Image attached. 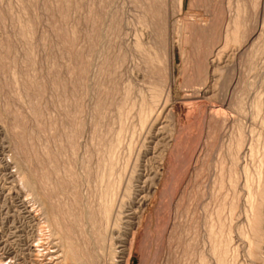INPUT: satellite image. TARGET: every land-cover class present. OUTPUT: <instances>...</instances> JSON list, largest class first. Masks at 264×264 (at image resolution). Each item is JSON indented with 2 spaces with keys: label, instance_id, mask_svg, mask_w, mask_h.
<instances>
[{
  "label": "rangeland",
  "instance_id": "obj_1",
  "mask_svg": "<svg viewBox=\"0 0 264 264\" xmlns=\"http://www.w3.org/2000/svg\"><path fill=\"white\" fill-rule=\"evenodd\" d=\"M21 1L20 0H0V22L2 23V24L0 23V55H1L0 58H2V59H0V112H1L0 115L2 114L0 116V264H36L34 262L35 256L40 255V254L41 255L46 254V257H44L42 259L43 264H55L57 261L52 262V260H50V259L52 257H59L62 254V251L64 249V240L62 239V237H61L62 234L60 232L70 233L67 235L70 236L72 242L74 241L73 242V244L75 246L74 248L76 249L77 254L80 256V259L84 264H87V263L88 264H97L98 262L100 264H104V263L105 264H178V263L181 264L180 261H182V264H188L190 261L192 262V264L194 263V261H195L194 264H197V263H199V261L203 255L205 257L207 255L208 264L209 263L210 264H214V263L216 264L215 261L209 259V258H211V259H214V258H212V255H209L210 254L209 249L211 251L212 243L209 241V243L211 244L210 245L207 242L208 240H210L207 236H209V228H210L209 225L211 226L213 224L215 229L216 230L218 229L216 227L219 226V223H217V221L219 220V216H221V218H223L224 221L226 219L225 223L228 224L227 226H232L234 224L232 226V227H234L233 228L234 231L237 227V230L235 232L233 231L234 233H232V235L234 236V237L233 236L232 237L235 239L234 240L235 242L232 241L234 246L231 244L232 248L230 251L231 252L230 253L231 259L235 255H237L238 253H236V252L239 251V254H238L239 256L237 255V256H235V258H233V260L235 259L234 263L235 264H237V263L238 264H248V263L249 264H264V260H263L264 259V247H262V250H261V248H258V246L255 244V242L256 243L258 242V240L256 238H254L253 239L254 241L252 242V241H249L246 237V234L249 235L252 232L251 231V227H252L251 225L252 224L249 223L250 218H248V217H250V216L252 217L254 213H251V211L248 209L249 208V203L247 202L248 190L247 189L245 190V187H244L245 177L243 174H241V176H240V173H243V171L241 170L240 167H242V166L244 167V165L246 166V163L247 164L249 163L247 165L248 168H250L252 166L250 168L252 174H254L253 171H255V169L257 167H262L264 170V160H263L264 159V154H263L264 153V142H263L264 141V136H263L264 127H262V126H264V119H262V117L264 118V114H263L264 113V51H263L264 50L263 49L264 48V46H263L264 45V39H263L264 38V36H263V32H264V15H263L264 14L263 13L264 4L263 3H264V0H261V1L258 0L257 1V5H259V7H257L256 2L254 3V1H256V0H249V1L248 0H238V5L236 4L237 3L236 0H233V1L232 0H215V1L214 0H183L182 8H180V10H179V8H177V7H179V5L177 4L178 5L177 6L176 2L173 0H168V1L167 0H163V1L161 0L162 5L164 7H162V5L160 6L158 4V3H160V0H157V2L155 0H147V1H145V0H142V1L141 0H137V1H135V0H110V1H106V0H59V1L58 0H34V1L29 0V2H28V0H25V1L23 0L22 2ZM56 1L58 4L56 3ZM64 1H65V4H64ZM132 1H133V3H131ZM23 2L27 3L28 5L23 3ZM68 2H70V3L68 4ZM136 2L139 4L137 5ZM243 2L245 3V5H243L244 4ZM22 3H23V5H22ZM60 3H62V6ZM156 3L159 5V6H157V7H159V10L161 7L164 10L163 11L161 9L160 10L161 14H159L158 16L156 15V13L153 14L150 11L151 10L150 7L155 5ZM240 3H241V6H243L246 9L241 7ZM246 3L247 4L249 3L252 6L249 5L247 7ZM169 4H170V6H169ZM26 5H27V7H26ZM31 5H33V6H31ZM255 5H256L257 10L254 8ZM18 6L22 10H20ZM167 6H169V9ZM237 6H239V7L237 8ZM33 8H35L34 11H33ZM230 8H232V9H230ZM234 8H236L235 9L236 12L239 9L240 13H237L238 15L235 14ZM23 9H26V10H23ZM148 9H149V11H148ZM250 9H252V10H250ZM253 9H254V12H252L253 15L251 16V11H253ZM59 10H60V12H62V14L59 12ZM176 10H178V11H176ZM247 10H249V11H247ZM9 11H12V13ZM30 11L33 13V15ZM57 11H58V14H57ZM143 11H145V12H143ZM167 11H169V12H167ZM179 11H180V14H179ZM25 12H27V14ZM139 12L144 13V14H141ZM146 12L147 13L149 12V13L147 14ZM9 13H11V14H9ZM246 13H248V14H246ZM19 14H20V16H19ZM22 14H23V18H24L23 20L24 21L20 20V17L22 16ZM34 14H36V15H34ZM66 14H67V16H66ZM242 14L243 15L246 14V17H244ZM3 15L8 16V18L4 17ZM63 15L66 17H64ZM146 15H147V17L145 18ZM148 15H150L151 17ZM160 15H162V16L160 17ZM25 16H26V18H25ZM27 16L29 17V19ZM239 16L243 20L241 23L243 26H241V29H240L241 30L240 31L241 32V39L238 42H233L232 40L229 41L230 40L229 38L233 33V29L235 28L234 27L235 23H233V22H235L236 17L238 18ZM18 17H19V19H18ZM62 17H64V18L62 19ZM152 17H153V20H152ZM233 17H235L234 20H233ZM144 18L147 19L146 21H149L148 25L150 27H148V25L143 27V25H144L143 23H145ZM231 18H232V20H230ZM241 18H240V21H241ZM21 19H22V17H21ZM26 19H27V21H25ZM154 19H156V20H154ZM17 20L19 22L18 26H17V23H18ZM141 21H143V22H141ZM168 21H170V22H168ZM246 21H247V23H246ZM20 22H22L21 23L22 25L28 23L27 25L23 26V27H25V26H28V27H25V28H22V26L20 27V25H21ZM24 22H26V23H24ZM30 22H33V24ZM29 23L31 26H29ZM114 25L119 27V28L116 27V29H117L116 33H113L116 30V29H114ZM140 25H142L143 30H140V28H141ZM166 25H168V26L166 27ZM231 25H232V27H231ZM92 26H93V28H92ZM15 27L16 28L18 27V29H16ZM30 27H32V28H30ZM160 27H163L164 30H163V28H160ZM168 27H169V29H168ZM244 27H245L246 32L244 31ZM19 28L22 30V32H23V29L25 30L28 28L27 30H29V33L28 32L27 33L29 35L31 34V36H28V34L25 33L27 30H25L23 32V34H25V35L19 33L20 32ZM158 28H160V29H158ZM227 28H229V29H227ZM30 29H33V31ZM62 29L64 31H62ZM147 29H150V31L148 30L149 31L148 34L146 33V32H148ZM231 30H232V32H231ZM30 31H31V33H30ZM118 31H119V33H118ZM135 31H136V33H135ZM168 31H169V33H168ZM228 31H229V33L225 34ZM62 32H66V33L63 34ZM151 32H152V34H151ZM230 32H231V34H230ZM72 33H73V35H72ZM90 33H92V34H90ZM142 33H144V34H142ZM157 33H159V34H157ZM76 34H78L79 36L77 35V37H76ZM137 34H140V35H137ZM162 35L163 36L165 35V36L162 37ZM168 35L170 37H168ZM228 35H229V37H228ZM249 35L250 36L252 35L251 40H249L250 39ZM23 36L31 37V38H28L30 42L28 41V39L22 40V39H24ZM59 36H61V37H59ZM72 36H74V37H72ZM116 36H117V38H115ZM137 36L141 37V41L143 42V44L146 43L147 45L146 44L145 45L147 47H149L150 45H153V43H154L155 48H156V52L158 53V55H160L161 60H164V62L162 61L161 63L154 64L153 66H152V64L149 65L150 63L147 62L148 60L146 59L147 56L143 53H139L138 50H135V46H134L135 44L134 43L132 44V42L137 39ZM148 36H150V37H148ZM225 36H227L228 38H226ZM258 36L260 38H258ZM262 36H263V38H262ZM32 37L34 38V40L32 39ZM66 37H68V40L65 39ZM91 37H93V38L91 39ZM248 37H249V39H247ZM72 38H74L75 40H73ZM86 38H87V40H86ZM118 38H119V40H118ZM62 39H64V40H62ZM244 39H245V42H243ZM8 40H9V42H8ZM224 40H226L228 43L229 42L230 43L228 44ZM70 41H71V43H73L72 46L70 44ZM84 41H86V42H84ZM208 41H210V42H208ZM255 41H257V43H255ZM25 42H27L26 45H25ZM239 42H240V45L237 46V44H239ZM246 42H248V45L250 43V46L252 48L250 46H248ZM66 43H68L69 45H67ZM91 43H95L97 47H95L94 44H91ZM166 43H167L168 48L166 46ZM168 43L170 46L168 45ZM261 43H263L262 46L260 45ZM61 44H62V46H61ZM63 44H65L66 46H64ZM130 44H132L133 46L131 47ZM209 44H211V46ZM227 44L229 45V47H227L228 46ZM254 44L256 45V47ZM8 45H10V47ZM207 45H209V46H207ZM253 45H254V48H253ZM28 46L30 48L33 46L34 47L30 49ZM206 46L209 48H207ZM223 46H225V47H223ZM60 47H62V48H60ZM258 47H260V48H258ZM68 48H69V50H68ZM73 48H74V50H73ZM77 48H79V49H77ZM224 48H225V50H223ZM28 49L31 50V52H32V50L34 51V52H32L33 55L30 54ZM75 49L77 52L75 51ZM88 49H89V51H88ZM246 49L250 50L247 52L248 54L246 53V51H247ZM252 49H254L253 50L254 52L252 51ZM261 49H262V51H261ZM3 50H5V51L3 52ZM71 50H73L74 52ZM78 50L79 51L84 50V51L79 52ZM159 50H160V52H159ZM6 51L9 52V54H7ZM61 51H63L64 53ZM66 51L71 53V55ZM207 51H209V52H207ZM85 52H86V54L88 53L87 54L88 56L85 54ZM92 52L94 55L92 54ZM94 52H96V53H94ZM166 52L167 53L170 52V53L167 54ZM206 52L208 53V55ZM26 53H27V55H26ZM66 53H68L69 55H67ZM81 53H83V55H80V56H82L83 58L82 57L80 58V56H79V54H81ZM122 53H124V54H122ZM212 53L214 56L212 55ZM257 53L259 54L258 57L256 56V55H258ZM28 54H29V56H28ZM64 54H66V55H64ZM128 54H129V57H128ZM139 54H142V55L140 56ZM215 54H217V55H215ZM110 55H111V57H110ZM33 56H34V58H33ZM69 56L70 57L74 56V57H72V62H71V58H69ZM113 57H115V59ZM141 57L144 59H142ZM208 57L210 59H208ZM77 58H79V59H77ZM87 58H88V60H87ZM91 58H92L93 63L91 61ZM107 58H108V60H107L108 62L105 61ZM110 58L112 59V61ZM116 58H117V60H116ZM26 59H28V60H26ZM81 59H83V62L84 61L85 62L82 63ZM253 59H255V60H253ZM78 60H80V61H78ZM73 61H75V62H73ZM90 61H91V64H90ZM202 61H203V63H202ZM79 62H81L82 64L80 65ZM115 62H117L118 65ZM213 62H215L216 64ZM3 63L5 64V66ZM62 63H63V65H62ZM113 63H115V64H113ZM145 63H146V65H145ZM162 63H163V66H162ZM212 63L214 66L212 65ZM18 64H19V66H18ZM70 64L71 65L75 64L73 66L76 69H74L73 66H71ZM106 64H108V65H106ZM168 64H169V66H168ZM170 64H171V66H170ZM207 64H209V65L207 66ZM10 65H11V67H10ZM30 65H33V67H30ZM79 65L81 66V69H80ZM82 65H84V66H82ZM113 65H114V67H113ZM116 65H117V67H116ZM158 65H160V67H158ZM2 66H4V68ZM61 66H63V67L61 68ZM130 66H131V68H130ZM256 66H258V67H256ZM6 67H7V69H6ZM26 67H27V69H26ZM55 67H56V69H55ZM108 67H109V70H108ZM110 67L113 69H110ZM115 67H116V70H115ZM251 67H253L254 69H252ZM13 68L15 70H13ZM17 68H18V70H17ZM28 68H30V70ZM31 68H34V69H31ZM59 68H60V70H59ZM84 68L88 69V70H85ZM151 68L152 69L154 68L153 71H151L152 70ZM155 68H156V70H155ZM11 69H12V71H14L13 74H12V71L9 72V70H11ZM81 70L82 71L85 70V71L81 72ZM90 70H92V71H90ZM168 70H169V72H168ZM251 70H252V72H250ZM254 70H255V72H254ZM34 71L36 72V74ZM77 71H79V72L77 73ZM15 72H17V74L19 76ZM32 72H34V73H32ZM59 72L63 75H60ZM89 72H90V74L87 75V73H89ZM91 72H92V74H91ZM26 73L32 74L31 76L33 78L31 77V79H30V76L27 75ZM71 73H72V75L69 76V74H71ZM14 74H16V75H14ZM33 74L36 76H34ZM52 74H53V78H52ZM97 74H98V76H97ZM115 74H116V76H115ZM151 74L154 76H152ZM168 74L170 77L167 76ZM11 75H13V76H11ZM56 75H58V76H56ZM64 75L67 77H65ZM110 75L111 76L114 75L113 76L114 79ZM150 75H151V77H150ZM163 75H165L164 77H166V78H164ZM16 76H17V78H18L17 80L20 82V84H19V82L16 81ZM27 76L29 78H27ZM79 76H80V78H78ZM90 76L92 77L91 79H90ZM100 76H102V77H100ZM35 77L37 78V80H39V81L41 80L40 82L38 81L39 84L36 83L37 80L34 79ZM74 77L76 78V80L74 79ZM159 77H162V78L160 79ZM54 78L56 81L54 80ZM66 78L70 79L69 80L70 82ZM19 79H21V80H19ZM25 79H26V81H25ZM50 79L52 80L51 82H50ZM162 79H163V81H161ZM22 80H24V81H22ZM58 80H59L60 84H59ZM78 80H80V81H78ZM98 80H99V82H98ZM130 80H131V82H130ZM164 80H166V83H164L165 82ZM103 81H104V83H103ZM110 81L113 84L110 83ZM128 81H129V83H132V84L128 85L127 84ZM167 81L168 82L170 81V82L168 83ZM242 81H244V82H242ZM25 82L28 83V86H26L27 84H25ZM30 82H31V84H30ZM34 82L36 85L38 84V86L35 87V84H33ZM46 82L48 84H46ZM54 82L56 84H54ZM80 82H82V83L84 82L85 85L80 83ZM92 82H94V83L91 84ZM16 83H17V85H16ZM123 83H124V85H123ZM246 83H248V85ZM53 84H54V86H53ZM94 84H95V86H94ZM150 84L154 87H151V86L149 87ZM33 85H34V88H33ZM42 85H44L43 86L44 88L42 87ZM50 85H51V87L53 86L52 89H51ZM59 85H60V87L58 88ZM87 85L89 87L91 86L90 88H92V89H90V93H93V94L90 95L89 87ZM107 85L109 88H107ZM113 85H114V87H113ZM143 85H145L144 86L145 88L142 87ZM160 85H161V87H160ZM18 86H20V87H18ZM68 86H69L70 90L68 89ZM77 86H80L82 88H80V87L78 88ZM86 86H87V89H86ZM96 86L97 87L100 86L99 89ZM135 86H137L136 89H135ZM26 87H28L29 89ZM31 87H32L33 91L31 90ZM84 87L86 90L84 89ZM103 87H105L106 89ZM141 87H142V90L140 89ZM156 87H159V88L163 87L164 92L162 91V93H161L162 95L160 97V105L158 106V108L156 109V112L154 114L155 117H159V124L157 125V127H155L156 129L154 128L155 132L151 136L150 132H149L150 134L147 133L149 131V127L147 129H144L146 133H144V130L141 129V126L139 129L136 128V126L138 127V124L141 125L139 122L140 120H137L139 112H136V111H139L140 107L137 104L141 105L140 104L141 99L146 98L149 94L151 95V93L153 91L152 89H154ZM24 88H26V89H24ZM143 89H145L146 91ZM147 89H149V90H147ZM246 89H247V91H246ZM15 90H17L18 92ZM23 90H25V92H23ZM27 90L30 92L32 91L31 93L29 92V94L32 95L33 97L28 96L29 94H27L28 93ZM38 90L42 91L43 93L39 92ZM71 90L73 92H70ZM103 90H104V92H103ZM113 90H114V93H112ZM131 90L134 92H132ZM135 90H137V91L135 92ZM138 90H140V91H138ZM165 90L169 91L170 93L169 92L167 93V91L165 92ZM20 91H21V93H20ZM125 91L128 92L127 94H130V97L132 96L131 101L134 102L133 103L134 106L132 107L133 113L131 111L130 116L128 118L129 121L126 122L127 132L125 131L126 132L125 137H127L128 134L129 135L131 134L130 131H132L133 134L131 136H128V138H124L123 143L125 144L127 142L129 144H128V146H127V143L125 145L123 144L124 146L121 147V149H120L122 151L119 152V160H121V158H124V160L122 159L119 162L120 166H117L118 172L120 174H122L123 178L125 177L124 179H126L124 181V185L122 186L123 187L122 189H124V191H121L119 195H121L122 192H124V194H125V191L127 189L125 184L127 182H128L127 186H129V185L130 186H132V185L133 186H139L140 189L138 188V190L140 192L137 193L138 200H136V202L133 203L132 206H130L128 204L122 205V202L119 203L120 201L123 200V195H124L123 193H122L121 197L120 196L118 197L120 199H118L119 202L117 204L118 205L120 204V205L119 206L116 205L115 210H117L118 207H119L118 209H120V210H117V211L114 210V214H113L114 217L111 218L114 221L113 220L111 221L112 222V223H110L111 228H108V230H107L108 232L105 231L104 232L105 234L103 233L104 237L102 238V237H100V235H98L99 233L102 234V232L104 231V229L101 228L100 224L98 223L97 229L93 228L92 225L86 227L90 223L87 220H85V222H84L83 217L81 215H82L83 211H85V210H83L84 207L88 208L89 207L88 205H93V207L96 209L95 204H97V202L94 200L95 197H91V195L92 196L95 195V192H96V189H95L96 183H94L93 180H96L95 174H96V171L98 169V167L96 165L98 164V166H99V163H97L98 162L97 150L99 147L98 145L100 144V142L103 139H105L104 137L107 135V133H109V132L115 133L119 129V127H118L119 126L118 125L119 113L117 114V111L119 110V107L121 106V104L124 100L123 98H125V96H126ZM143 91H145L146 94H148V95H146L145 92L143 94L142 93ZM12 92L15 94H13ZM148 92H150V93H148ZM248 92H250V93H248ZM16 93H17V97H15ZM51 93H53V94H51ZM54 93H56V94H54ZM58 93H59V95H58ZM81 93H83V94H81ZM95 93L97 96L95 95ZM121 93H122V95H121ZM136 93L138 95H139V93H141L139 95V97H142V98L137 99L138 95ZM163 93H164V95H163ZM20 94L24 98H21ZM142 94L145 95V97ZM166 94L168 97L166 96ZM36 95L39 98H37ZM46 95H48V97L50 96L49 98H51V99H49ZM55 95L57 97H55ZM110 95H111V97H110ZM133 95H134V97L136 96V98H135L136 100H134ZM88 96L90 97L89 99H88ZM91 96L94 97V100H93V97H91ZM105 96H107V97H105ZM18 97H20V98H18ZM28 97H29V99H28ZM112 97H113V99H112ZM164 97L166 100L164 99ZM240 97H242V98L240 99ZM91 98L93 101L91 100ZM36 99H37V101H36ZM47 99L50 101L51 104L48 102ZM79 99L82 101V104H81V101ZM86 99H87V101H86ZM163 99H164V101H163ZM243 99H244V101H243ZM29 100H31V101H29ZM65 100H68V102H69V100H71V102H72V105H71V102H69V104L67 103L68 104V107H67L68 110H66L63 107ZM89 100H90V102H89ZM137 100H139L140 103ZM46 101L48 103L47 104L48 109H46L47 108ZM117 101H119V102H117ZM35 102L36 103L38 102L37 105L34 104ZM73 102H75V103H73ZM84 102H85V104H84ZM94 102H95V105H94ZM135 102L136 103L138 102V103L136 104ZM163 102H165V103L163 104ZM30 103H32L31 105H33V106L35 105L36 108H34V107H33L34 109L30 108V107H32L31 105H29ZM78 103H79V105H78ZM90 103L93 106H91V105H90L91 107L88 106ZM115 103H116V106H115ZM166 103L169 104V106ZM256 103H257V106H255ZM83 104L86 107L85 109H84ZM117 104H118V106H117ZM242 104L244 107L243 106L241 107ZM57 105H58V107H57ZM261 105H263V107H260ZM163 106H164V109L162 110ZM239 107H241V108H239ZM245 107H246V109H245ZM251 107L254 108V111H253V108H251ZM40 108H42V109L45 108V109H43V111H42V109L40 110ZM51 108H52V110H50ZM159 108H161V109H159ZM247 108L249 109L250 112L247 111ZM256 108H259V110ZM64 109H65V111H63ZM255 109L257 110L258 113L259 112L261 113L263 111V113H261L262 115L260 113L258 115V113L256 112ZM34 110H36L35 113H34ZM58 110H60V111H58ZM81 110H82V112H81ZM84 110H86V111L84 112ZM251 110H252V112H251ZM29 111H30V113H29ZM44 111L45 112L47 111L48 113H45ZM50 111H51V113H50ZM55 111L59 112V113L56 114ZM31 112H32V114H31ZM61 112H63V113L60 114ZM88 112H89V114H88ZM93 112H96V115ZM15 113H16V115H15ZM77 113H79L78 114L79 119L76 116ZM101 113L102 114L104 113V114L102 115ZM110 113H112L111 114L112 116L110 115ZM42 114H45V115H43L44 117L41 116ZM80 114H81V116H80ZM83 114L84 115L86 114V115L84 116ZM244 114H246V115H244ZM17 115H18V117H17ZM58 115H59V117H57ZM60 115H62V117ZM29 116L31 119L29 118ZM33 116H35L36 118ZM108 116H109V119H107ZM115 116H116V118H115ZM132 116H133V118L131 119ZM71 117H73V118H71ZM59 118H61V120H58ZM75 118H77V119H75ZM83 118H85V120ZM253 118H254V120H253ZM24 119L26 120V122L23 121ZM54 119H55V121H54ZM80 119L81 120L83 119V121H79ZM90 119H91V122H90ZM95 119L97 122L95 121ZM138 119H139V117H138ZM33 120H35V122ZM37 120L40 121V124ZM76 120H78V121H76ZM110 120L114 121V123H112V121H110ZM260 120H262L263 122H261ZM41 121H42V123H41ZM259 121H260L261 125L259 124ZM18 122L20 124H18ZM22 122H23V125L21 124ZM43 122H45V123H43ZM77 122L79 123V125H83V126L79 127V125H77L78 124ZM99 122H100V125L98 124ZM35 123H37V124H35ZM115 123H116V125H115ZM127 123H129V124L127 125ZM136 123H137V125H135ZM262 123H263V125H262ZM15 124L19 127V129H17L18 127L15 126ZM38 124H39V127L37 128L36 126H38ZM41 124H43V125L41 126ZM54 124H56L57 127L60 126V128H57L56 126H54ZM59 124H61V125H59ZM24 125H25V127H24ZM47 125H48L49 129H51V128L52 129L48 131V129H46V128H48ZM87 125H89V126L87 127ZM90 125H92V126H90ZM96 125L98 127H101L102 129L105 127L108 131L105 128L103 130H101V128H99L97 130ZM103 125H104V127H103ZM111 125H114V127ZM131 125L133 127L132 130H130ZM33 126H35V128ZM40 126H41V129H40ZM22 127H24V129H26V127H27V130L26 131L23 130ZM43 127H45V128H43ZM63 127L67 128V129L69 127L72 128V129H70V128L69 129L73 130V133L76 134V136H77L76 140L80 141V142L82 141V142H81L80 147H79L80 142H77V149L75 151L74 156H72V154L70 152L65 151V153H67V154L64 153L66 156L63 155V157H65L66 159H63V157L60 158V160H58V164H59V161H61L62 164L60 163L59 165L64 167L65 164L68 165L67 163L70 162L72 164V167L75 168L76 171L82 170L81 172H83V173L80 172L81 173L80 174L77 171V173L80 174L78 177L79 178L78 180L84 178V181H86V182H84L83 180H80V181H78L77 187H75L73 189H68V186H67L68 184L66 185V182H63V180L62 181L60 180L58 182L55 181L56 184H54V186L59 185L60 187H62V189L64 187V189H67V191L69 190L67 195H71V197H68V199H67V197L59 196L58 194L60 191H54V188H52V190H53L52 191L51 190L52 186L51 187L42 186V187H44V188H42L43 191L45 189L47 190V193H45L46 198L49 199V203L53 205L54 209H56V211H57V212L55 211L56 214L60 213V212H61V214L63 213L62 214L63 218L60 216L61 214L58 215L59 220H60L59 226L62 227V228H60L61 231H59L58 230L59 226L55 225L56 228H53L55 226L49 227L48 223L46 225V221H44V220H41V221L38 220L39 222L33 220L32 215H34V213H31V210L33 208V205L37 206L35 203H33L34 202L33 201V197H34L33 193L31 195L30 191H28V190L26 191V189H24L22 187V185L17 182V178L20 177V173H21L20 171H22V174H24L25 176L29 175L28 172L34 173L38 176L41 175V170L39 169V166H40L39 164L41 163L40 159L42 158L41 161H43L45 158L43 153H41V152H43L42 148H40L43 144V143L41 144V141L42 142L45 141L44 142L45 144H48L49 142L51 144H54V142L52 140H54L55 137H57L56 138L57 140L62 139L63 141H66L65 140L66 138H64L65 136L62 137L64 135V133H63L64 128ZM76 127L79 129H77ZM109 127H110V129H109ZM134 127H135V129H134ZM160 127L163 129H161ZM113 128H115V129H113ZM128 128H129V130H128ZM36 129L38 130L37 133H36V131H34ZM171 129H172V131H171ZM237 129H239V130H237ZM241 129L242 130L244 129L243 130L244 132L241 131ZM251 129H253V130L251 131ZM16 130H18V131H16ZM41 130H43V131H41ZM45 130H46V132H45ZM80 130H81V132H80ZM99 130H101L103 132H101ZM139 130H142V131L139 132ZM158 130H159V132H158ZM24 131H25V133H24ZM27 131H29V132H27ZM47 131L49 132L48 134H50L49 136L47 135ZM57 132H59V133L57 134ZM79 132L81 135L79 134ZM138 132L140 133V135ZM253 132L254 133L256 132V133L254 134ZM40 133H42V134H40ZM43 133H44V135H43ZM97 133L101 137L99 135H97ZM155 133H157V135ZM247 133L253 137L247 136L248 135ZM21 134H23V135H21ZM26 134H28V136L30 135V137H28ZM37 134L43 140H41L37 136ZM95 134H96V137H95ZM258 134H259V136H260V134L262 135V136H260L261 139L259 138ZM35 135H36V137H35ZM78 135H79V137H78ZM111 135H112V133H111ZM148 135H150L151 137ZM21 136H24V137H21ZM47 136H48V138H47ZM134 136H135V138L136 137L138 138L139 136L141 138L139 137L138 139H140V140H137V138L135 139ZM146 136L148 137V140H147ZM29 138L31 139V141ZM34 138H36V139H34ZM97 138H98V140H97ZM206 138H207V140H206ZM231 138H233L234 140ZM242 138H243V140H242ZM27 139H29V140H27ZM37 139H39V140L37 141ZM56 139H55V141H56ZM126 139H128V140H126ZM132 139L135 142L134 141L132 142ZM143 139H144V141L145 140L146 141L144 142ZM171 139H173V140H171ZM246 139L249 140V142ZM250 139H251V141H250ZM21 140H22V143H24L25 145L24 144L22 145ZM230 140H232V141H230ZM237 140L244 141L243 144L247 145V146L246 145L244 146V147H246L244 150V152H245L244 154H246V157L243 155L241 158V159H244V157H245V159L243 161L242 160L240 161V163H241L239 165L240 170L232 162V160H233L232 154L234 153L233 151H235L234 150L235 147L237 148V145L239 144V141L237 142ZM252 140H254V142ZM27 141H28V143L29 142H32V143L28 144ZM130 141L132 143H130ZM158 141H159V144H158ZM259 141H260V143H259ZM87 142H89L90 144L95 143L96 146H93L92 144H91L92 145L91 146ZM232 142L234 144L235 143L236 144L233 145ZM250 142H251V144H250ZM255 142H256V145H254ZM82 143H83V145H82ZM84 143H86V144L84 145ZM133 143H134V149L136 148V150L133 149V152L131 154V152L130 153L128 152L129 150L127 148H129L130 144L133 145ZM156 143L158 145H156ZM257 143H259V144H257ZM35 144L36 145L39 144L38 146H36L38 148L35 147ZM139 144L142 146L144 145V147H146V145H147V147L144 150H142V148H144V147L139 146ZM229 145H230V149L227 148ZM251 145L257 149L258 153L260 150V153L258 154V156H259L258 159H257V156H256V158H253V157H251V154H249L250 152L248 149L250 148ZM51 146H54V145H51ZM88 146L89 147L91 146L90 149ZM124 147H126V149H124ZM261 148H263V149H261ZM51 149L53 150V148H51ZM80 150L82 151V154H81ZM89 150H90V152H89ZM91 150H93V151L91 152ZM140 150L143 151L142 152L143 154L140 152ZM124 151H126V152H124ZM229 151H230V153H229ZM37 152H38V154H37ZM83 152H84V155H83ZM127 152H128V154H126ZM138 152H139V155H138ZM52 153L55 154L56 153L55 150ZM227 153H229V154L227 155ZM80 154H81V156H80ZM93 154L94 155L96 154L97 156L96 155L94 156ZM124 154H125V157H123ZM230 154H231L232 158H229V157H231ZM14 155L16 158L19 157L17 159L18 162H16V163H14L16 161V158L14 157ZM31 155H35V156H31ZM76 155H77V158L79 157L78 159H75ZM130 155H131V158H130ZM38 156H40V157H38ZM127 156L129 158H127ZM225 156H228V157H226L227 159L225 158ZM67 157L69 158V161H68ZM94 157H95V159H94ZM96 157H97V159H96ZM132 157H133V159H132ZM137 157H139V160ZM250 157H251L253 163H252V161H250L251 160ZM261 157H262V159H261ZM197 159H200V160H197ZM248 159H249V161H248ZM254 159H255V161H254ZM77 160L79 162L75 163V161H77ZM131 160H133V161H131ZM188 160H189V162H188ZM225 160H227V161H225ZM257 160H259L260 162ZM20 161L23 163V165L25 167H23L21 165L22 163ZM30 161L34 162V163L31 164ZM36 161H38L40 163L38 164V162H36ZM80 161H82L81 163H83V164H80ZM122 161H125V162L122 163ZM178 161H180V162H178ZM196 161H198V163ZM85 162H86V164H85ZM224 162H226L225 167H224V164H225ZM89 163H91V164L89 165ZM93 163H94V165H93ZM129 163H131L132 166ZM179 163H180V165H179ZM256 163L258 165H256ZM27 164L29 167L27 166ZM35 164H37V165H35ZM79 164L82 166H80V168H77V167H79ZM261 164H262V166H261ZM76 165H77V167H76ZM92 165H93V167H92ZM228 165L229 166L234 165L233 167L234 168L236 167V168L235 169H233L232 167L229 168ZM122 166L124 167V169H122L123 168ZM134 166L136 168H138L137 172H136V168H134V170H133ZM36 167H38V168H36ZM125 167H126V169H125ZM28 168L30 169V171L25 172L24 170H29ZM93 168H94V170L92 171ZM220 168H221V170H220ZM252 168H253V170H252ZM87 169H89L90 173H88L86 171ZM128 169L131 170V171H129L130 174L128 172ZM227 169H231V170L229 171ZM18 170H19V172H18ZM125 170L128 172L129 177H128V174ZM124 171L126 174L123 173ZM231 171H232V173H231ZM234 171H235V173H238L239 178L236 175V182H237L238 187L236 185V190H234V189L231 190L230 189L231 187H228L229 186L228 184L225 183L223 185V181L225 179L227 181L229 176H231ZM131 172L135 177L131 174ZM221 172H222V175H221ZM150 173H151V175H150ZM227 173H228V175L229 174H231V175L228 176ZM83 174L85 175V177ZM89 174H90V176H88ZM242 175H243V177H242ZM80 176H82V178ZM136 176H138L139 179ZM253 176L254 175H252V179H253V182L255 184L259 183V182H257L258 179L262 183L264 182L263 181L264 180V172H263V175H261L262 177H260L258 179H255L256 177L253 178ZM87 177H89L91 181ZM92 177H95V178H92ZM86 178L88 181L85 180ZM261 178H262V180H261ZM127 179H129V180H127ZM220 180H222L221 184H220ZM254 180H257L256 181L257 183ZM132 181H133V183H132ZM92 182L94 183L95 186H92L93 185V184H91ZM144 182H146V183H144ZM87 183H89V184L87 185ZM179 183H181V184H179ZM239 184L241 187L239 186ZM179 185H180V187H179ZM220 185H221L222 189H220L221 188V187H219ZM226 185H227V187H224ZM84 186H86V187L88 186V187L84 188ZM91 187H92V189L94 188L93 190L95 192L92 191ZM177 188H179L180 190ZM226 188H229V189H226ZM224 189L229 191L228 193H231V192L232 193L231 194L226 193V195H225L226 191ZM240 189L243 192L242 191L239 192ZM86 190H87V192H86ZM73 191L75 192V194ZM76 191H77V194H79L76 203L80 202L79 204L81 205L80 206L81 208L79 207V204L77 205L75 203L76 207L78 209L76 211L77 214L75 213V216H76V219L80 218L83 220L82 222H84V223L82 225L85 228L82 226L77 227L74 224L75 220L73 221V219L72 220L69 219V217H67L66 211H63L64 209H62L65 205H68V206H71V205L74 206L75 205L73 203V202H75L73 200L75 198L73 196V194L77 195ZM179 191H180V193H179ZM221 191L222 192L225 191V192L221 193ZM235 191L237 194L235 193ZM17 192H19V193H17ZM55 192L58 194H56ZM80 192H81V194H80ZM82 192H84V193L82 194ZM89 192H92V193L89 194ZM244 192H245V196H244ZM177 194L179 197L177 196ZM28 195H30V196L28 197ZM83 195L85 196L84 198H83ZM86 195H88L87 196L88 199H86ZM229 195L234 199V201ZM232 195H234V196H232ZM185 196H187V197H185ZM220 196H223V197H221V199H219ZM237 196L239 197V199ZM57 198H59V199H57ZM171 198H172V201H171ZM181 198H182V200H181ZM226 198H228V199H226ZM70 200L72 201V203ZM85 200H87V201H85ZM183 200L184 201L186 200L185 203ZM228 200H230V201H228ZM243 200H246V201H243ZM82 201L86 205L84 203H81ZM89 201H90V203H89ZM142 201H143V203H142ZM231 201H232V203H230ZM172 202H174V204H175V205H173V207H172ZM233 202H235L236 203L235 205H237L236 206L237 208L235 210L236 214H235V212H231V210L229 212L230 204H233ZM258 202H259V204H258ZM260 202H261V200L259 199V201H257V203H256L257 208H260ZM57 203H59V204H57ZM176 203H177V205H176ZM244 204H246V205H244ZM62 205H64V206H62ZM184 205H186V206H184ZM221 205L222 206L224 205V206L221 208ZM225 205L228 208L226 207V209H225ZM183 206L186 208H182ZM59 207H61V208H59ZM124 207L125 208L128 207V208L125 209ZM217 207L219 208L218 211L220 210L222 215L220 212H219L220 214H217L218 213ZM123 208L125 209V212L123 211L124 210ZM141 208H143V211ZM130 209L132 212L130 211ZM240 209L244 213L246 212V214L244 215V213H243V215H242V211ZM80 211H82V212H80ZM182 211L186 212L187 214L182 212ZM225 211H227V212H225ZM263 211H264V207L260 209L261 216L264 214ZM249 212L251 213V215L249 214ZM79 213H81V214H79ZM115 213H117L116 214L117 216L115 215ZM223 213L225 216L223 215ZM232 213H233V215L234 214L235 215L233 216ZM122 214L127 215L128 217H130V216H132V217H130V218L127 217V218L123 219L124 221H122V217H123ZM174 214H175V216H174ZM211 214H212V216H211ZM229 214H230V218H228ZM231 215L236 219V221L234 218H232ZM237 215H239V216L237 217ZM215 216H218V217H216V218H218L217 220L214 219ZM243 216H244V218H243ZM245 216L246 217L248 216L247 217L248 220L245 218ZM65 217H67L68 219ZM118 217H120V218H118ZM137 217H140V219H138ZM179 218H180V220H179ZM189 219H190V221H189ZM211 219H213V220H211ZM69 220H70V222H69ZM128 220H130V221H128ZM177 220L181 221L180 222L181 225H179V221H177ZM206 220L208 221V223L206 222ZM214 220H216V221H214ZM116 221H118V222H116ZM133 221H134L135 225L133 224ZM176 221H177V223H175ZM237 221H239V223H236L237 224L236 225L234 222H237ZM61 222H63V224ZM126 222H129L130 224H126ZM182 222H183V224H182ZM263 222H264V217H263ZM119 223H121V224H119ZM191 223H192V225H191ZM205 223L207 226L205 225ZM66 224L69 225L70 229H68L69 227H68V225L66 226ZM186 224H188V225H186ZM175 225H178L180 227V229L178 228V226H175ZM203 226H204V228H203ZM186 227L189 229H187ZM263 227H264V224H263ZM43 228H45V229H43ZM49 228L50 229L52 228V230L50 231ZM65 228H67L68 230ZM190 228L193 229V230L191 229L192 233H194L193 235L190 234L191 233ZM205 228H207V229H205ZM85 229L88 231L86 232ZM203 229H205L206 231H204ZM57 230H58V232H57ZM65 230H66V232H65ZM69 230H70V232H69ZM79 230H81V231H79ZM240 230L241 231L244 230V231L241 232ZM93 231L94 232L97 231L96 232L97 234L94 233V235L96 234L95 236L92 234ZM246 231H247V233H246ZM79 232L82 234L80 235ZM237 232L241 236V238L243 236L241 234L242 233L245 234L244 235L245 237L243 236L244 240L246 239L245 242L243 239H241V240L239 239L240 237L237 234ZM87 233H89V235ZM106 233H107V236L112 235L111 240H110V236H108V237L106 236ZM205 233H207L206 236H205ZM235 233L237 236L235 235ZM51 234H53L54 237ZM86 234L89 236L90 240H89V238H87L88 236ZM176 234L178 236H176ZM182 234H184V237ZM84 235H85V237H84ZM174 236H176L177 239ZM188 236H189L190 241L188 239ZM91 237H92V239H91ZM113 237H114V239H113ZM133 237H134V240H133ZM178 237L179 238L181 237L180 241H179ZM196 238L199 241H196L197 240ZM57 239H58V241H57ZM87 240L90 242H87ZM186 240H187V242L185 243ZM173 241H177V242H173ZM192 241H193V243H191ZM189 242L191 244H189ZM247 242H249V243H247ZM41 243H42V245H41ZM94 243H96V244H94ZM107 244H108V246L106 247ZM103 245H105V246H103ZM112 245H113V247H112ZM183 245L184 246L186 245L185 246L186 248ZM197 245H198V247H197ZM235 245H237V247ZM253 245L255 247H253ZM178 247L179 248L181 247L180 248L181 250L177 249ZM183 247H184V249H183ZM204 247H205V249H203ZM234 247H235V250H234ZM251 247H253V249ZM187 248H188V250H187ZM35 249H37L38 251ZM59 249H61V250H59ZM80 250H82V251H80ZM190 250H191V252H190ZM205 250H207V251L205 252ZM245 250L247 251V253L249 252V254H250V250H251L252 252H251L250 256L251 255L252 256L251 257L248 256L249 254H247ZM41 251H42V253H41ZM83 251L88 252V254H86V253H85L86 255L83 254L84 253ZM90 251H91V253H90ZM96 251L97 252L100 251V252L97 253ZM197 251H199V252H197ZM255 251H256V253H254ZM92 252H94V253H92ZM192 252H193V254H192ZM105 253H107L108 256ZM176 253H177V256H176ZM194 253H196V255ZM89 254H91L90 255L91 257L89 256ZM97 254H98V257H96ZM184 254H185V256H184ZM200 254H201V256H200ZM231 254H233V255H231ZM261 255H262V257H261ZM81 256H82V258H81ZM185 257H189L190 259L192 257L193 258H192V260L188 261L189 259L186 260ZM93 258L97 259L96 260L97 263L94 261ZM175 258H177V259H175ZM195 258L198 260H196ZM83 259H84V261H83ZM101 259H102V261H101ZM112 259H114V260H112ZM236 259H238V260H236ZM60 261H62V260L60 259L59 262H57V263L63 264ZM101 262H103V263H101ZM111 262H113V263H111ZM191 262L189 264H191ZM253 262H255V263H253Z\"/></svg>",
  "mask_w": 264,
  "mask_h": 264
},
{
  "label": "bare ground",
  "instance_id": "obj_2",
  "mask_svg": "<svg viewBox=\"0 0 264 264\" xmlns=\"http://www.w3.org/2000/svg\"><path fill=\"white\" fill-rule=\"evenodd\" d=\"M21 1V0H20ZM23 1V0H22ZM21 1V2H22ZM25 1V0H24ZM34 1V0H33ZM59 1V0H58ZM106 1H110V0H106ZM135 1H137V0H135ZM142 1V0H141ZM145 1H147V0H145ZM156 2H157V0H155ZM154 1V2H155ZM163 1V0H162ZM168 1V0H167ZM173 1H175L176 2V5L178 4L179 5V7H177V8H179V10H180V8H182V2H183V0H173ZM215 1V0H214ZM233 1V0H232ZM237 1V5H238V0H236ZM249 1V0H248ZM257 1L258 0H256V1H254V3L256 2V5H257ZM261 1V0H260ZM27 2V1H26ZM28 2H29V0H28ZM150 2V1H149ZM231 2V1H230ZM19 3V2H18ZM23 3H25V2H23ZM23 3H22V5H23ZM35 3V2H34ZM56 3H57V1H56ZM70 2H68V4H69ZM131 3H133V1L131 2ZM135 3V2H134ZM151 3V2H150ZM165 3V2H164ZM168 3V2H167ZM173 3V2H172ZM244 3V2H243ZM250 3V2H249ZM247 4V7L250 5V4ZM20 4V3H19ZM25 4H27V3H25ZM30 4V3H29ZM58 4V3H57ZM61 4V6H62V3H60ZM64 4H65V1H64ZM110 4V3H109ZM136 4L138 5L139 3H137L136 2ZM147 4V3H146ZM160 6L162 5V2H161V0H160V3H158ZM157 3L155 4V5H153V6H151L150 7V11H151V13H153V14H155L156 13V15L158 16L159 14H161V9H162V7H164L163 5H162V7L160 8V10H159V7H157V6H159ZM174 4V3H173ZM225 4V3H224ZM259 4V3H258ZM261 4V3H260ZM264 4V3H263ZM21 5V6H22ZM28 5V4H27ZM27 5H26V7H27ZM132 5V4H131ZM135 5V4H134ZM152 5V4H151ZM166 5V4H165ZM177 5V6H178ZM233 5V4H232ZM231 5V6H232ZM243 5H245V3L243 4ZM256 5H255V9H256ZM31 6H33V5H31ZM36 6V5H35ZM142 6V5H141ZM169 6H170V4H169ZM169 6H167L168 7V9H169ZM240 6H241V3H240ZM250 6H252V5H250ZM261 6V5H260ZM263 6V5H262ZM19 7V6H18ZM24 7V6H23ZM22 7V8H23ZM166 7V8H167ZM229 7V6H228ZM236 7V6H235ZM239 6H237V8H238ZM241 7H243V6H241ZM257 7H259V5H257ZM30 8V7H29ZM143 8V7H142ZM145 8V7H144ZM153 8V9H152ZM226 8V7H225ZM233 8V7H232ZM232 8H230V9H232ZM244 8V7H243ZM242 8V9H243ZM252 8V7H251ZM262 8V7H261ZM19 9H20V7H19ZM31 9V8H30ZM34 9L35 8H33V11H34ZM229 9V10H230ZM235 9L236 8H234V11H235ZM244 9H246V8H244ZM11 10V9H10ZM20 10H22V9H20ZM23 10H26V9H23ZM143 10V9H142ZM163 10V9H162ZM182 10V9H181ZM223 10V9H222ZM250 10H252V9H250ZM257 10V9H256ZM255 10V11H256ZM65 11V10H64ZM148 11H149V9H148ZM164 11V10H163ZM176 11H178V10H176ZM233 11V10H232ZM233 11V12H234ZM243 11V10H242ZM245 11V10H244ZM247 11H249V10H247ZM259 11V10H258ZM9 12H11L12 13V11H9ZM31 12V11H30ZM59 12H60V10H59ZM143 12H145V11H143ZM167 12H169V11H167ZM225 12V11H224ZM252 12H254V9H253V11H251V16L253 15V13ZM11 13H9V14H11ZM23 13V12H22ZM26 14H27V12H25ZM32 13V12H31ZM35 13V12H34ZM61 14H62V12H60ZM64 13V12H63ZM139 13H141V12H139ZM147 13V12H146ZM149 13V12H148ZM147 13V14H148ZM175 13V12H174ZM178 13V12H177ZM237 13H240V11H239V9H238V11L236 12L235 11V14H237ZM249 13V12H248ZM248 13H246V14H248ZM263 13H264V10H263ZM8 14V15H9ZM57 14H58V11H57ZM141 14H144V13H141ZM179 14H180V11H179ZM244 14V13H243ZM242 14V15H243ZM246 14L245 15H243L244 17H246ZM32 15H33V13H32ZM34 15H36V14H34ZM238 15V14H237ZM264 15V14H263ZM4 16V15H3ZM10 16V15H9ZM19 16H20V14H19ZM59 16V15H58ZM64 16V15H63ZM66 16H67V14H66ZM66 16H64V17H66ZM148 16H150V15H148ZM162 15H160V17H161ZM168 16V15H167ZM166 16V17H167ZM4 17H7L8 18V16H4ZM21 17H22V19H21ZM20 17V20L22 21L24 18H23V14H22V16ZM28 17V16H27ZM64 17H62V19L64 18ZM147 17V15L145 16V18ZM151 17V16H150ZM165 17V16H164ZM17 18V17H16ZM25 18H26V16H25ZM35 18V17H34ZM141 18V17H140ZM144 18V20H145V23H141V22H143V21H141L140 23L143 25V27L144 26H147L148 24H149V21H146L147 19H145ZM149 18V17H148ZM156 18V17H155ZM240 16L237 18L236 17V19H235V17H233V20L235 19L236 21L235 22H233V23H235L234 25V29H233V33H232V35L230 36V40L229 41H233V42H238V41H240V39H241V26H243L241 23H242V18H241V21H240ZM253 18V17H252ZM18 19H19V17H18ZM28 19H29V17H28ZM168 19V18H167ZM245 19V18H244ZM93 20V19H92ZM95 20V19H94ZM152 20H153V17H152ZM151 20V21H152ZM154 20H156V19H154ZM230 20H232V18L230 19ZM24 21V20H23ZM25 21H27V19L25 20ZM63 21V20H62ZM98 21V20H97ZM17 22H18V20H17ZM155 22V21H154ZM162 22V21H161ZM166 22V21H165ZM168 22H170V21H168ZM225 22V21H224ZM250 22V21H249ZM1 23V22H0ZM22 22H20V24H21ZM24 23H26V22H24ZM30 23H32L33 24V22H30ZM30 23H29V26H31L30 25ZM139 23V22H138ZM152 23V22H151ZM157 23V22H156ZM159 23V22H158ZM232 23V24H233ZM246 23H247V21H246ZM255 23V22H254ZM2 24V23H1ZM18 24H19V22L17 23V26H18ZM28 23H26V24H24V25H27ZM36 24V23H35ZM96 24V23H95ZM165 24V23H164ZM249 24V23H248ZM258 24V23H257ZM24 25H20V27L22 26V28H25V27H28V26H25V27H23ZM97 25V24H96ZM116 25V24H115ZM114 25V29H116V27L117 26H115ZM139 25V24H138ZM142 25H140V30H143L142 29ZM91 26V25H90ZM160 26V25H159ZM168 25H166V27H167ZM247 26V25H246ZM250 26V25H249ZM95 27V26H94ZM148 27H150L149 25H148ZM227 27V26H226ZM229 27V26H228ZM231 27H232V25H231ZM16 28V27H15ZM30 28H32V27H30ZM92 28H93V26H92ZM97 28V27H96ZM117 28H119V27H117ZM154 28V27H153ZM160 28H163V27H160ZM160 28H158V29H160ZM16 29H18V27L16 28ZM20 29V28H19ZM28 29V28H27ZM27 29H25V30H27ZM74 29V28H73ZM95 29V28H94ZM93 29V30H94ZM113 29V30H114ZM168 29H169V27H168ZM227 29H229V28H227ZM24 29H23V32L25 31ZM30 30H32L33 31V29H30ZM35 30V29H34ZM150 31V29H147V31ZM163 30H164V28H163ZM20 31V32H19ZM18 32L19 33H21V34H23V32H22V30L20 29ZM62 31H64L63 29H62ZM68 31V30H67ZM71 31V30H70ZM69 31V32H70ZM75 31V30H74ZM92 31V30H91ZM116 31H117V29L115 30V32H113V33H116ZM146 31V30H145ZM149 31L148 32H146L147 34L149 33ZM244 31H245V27H244ZM243 31V32H244ZM251 31V30H250ZM249 31V32H250ZM262 31V30H261ZM29 33V30H27L25 33ZM96 32V31H95ZM121 32V31H120ZM143 32V31H142ZM153 32V31H152ZM152 32H151V34H152ZM231 32H232V30H231ZM231 32H230V34H231ZM246 32V31H245ZM253 32V31H252ZM257 32V31H256ZM18 33V34H19ZM27 33V34H28ZM30 33H31V31H30ZM33 33V32H32ZM63 34L64 33H66V32H62ZM61 33V34H62ZM68 33V32H67ZM76 33V32H75ZM118 33H119V31H118ZM135 33H136V31H135ZM163 33V32H162ZM161 33V34H162ZM168 33H169V31H168ZM167 33V34H168ZM227 33H229V31L228 32H226L225 34H227ZM79 34V33H78ZM78 34H76V37H77V35ZM90 34H92V33H90ZM95 34V33H94ZM141 34V33H140ZM140 34H137V35H140ZM142 34H144V33H142ZM157 34H159V33H157ZM156 34V35H157ZM244 34V33H243ZM247 34V33H246ZM250 34V33H249ZM261 34V33H260ZM20 35V34H19ZM23 35H25V34H23ZM34 35V34H33ZM66 35V34H65ZM69 35V34H68ZM67 35V36H68ZM72 35H73V33H72ZM116 35V34H115ZM256 35V34H255ZM254 35V36H255ZM22 36V35H21ZM28 36H31V34L29 35L28 34ZM28 36H23L24 37V39H22V40H27L28 38H31V37H28ZM64 36V35H63ZM79 36V35H78ZM95 36V35H94ZM114 36V35H113ZM121 36V35H120ZM145 36V35H144ZM143 36V37H144ZM153 36V35H152ZM160 36V35H159ZM165 36V35H164ZM163 35H162V37H164ZM206 36V35H205ZM246 36V35H245ZM250 36V35H249ZM263 36H264V32H263ZM263 36H262V38H263ZM34 37V36H33ZM32 37V39L34 40V38ZM59 37H61V36H59ZM71 37V36H70ZM72 37H74V36H72ZM90 37V36H89ZM98 37V36H97ZM148 37H150V36H148ZM147 37V38H148ZM161 37V38H162ZM168 37H170L169 35H168ZM203 37V36H202ZM209 37V36H208ZM226 38H228L229 37V35H228V37L227 36H225ZM26 38V39H25ZM93 37H91V39H92ZM115 38H117V36L115 37ZM146 38V39H147ZM166 38V37H165ZM207 38V37H206ZM211 38V37H210ZM251 38H252V35L250 36V39H249V37L247 38V39H249V40H251ZM256 38V37H255ZM258 38H260L259 36H258ZM59 39V38H58ZM65 39H67L68 40V37H66ZM73 40H75L74 38H72ZM85 39V38H84ZM90 39V38H89ZM164 39V38H163ZM223 39V38H222ZM264 39V38H263ZM262 39V40H263ZM60 40V39H59ZM62 40H64V39H62ZM71 40V39H70ZM86 40H87V38H86ZM95 40V39H94ZM116 40V39H115ZM118 40H119V38H118ZM144 40V39H143ZM148 40V39H147ZM154 40V39H153ZM168 40V39H167ZM227 40V39H226ZM226 40H224V41H226ZM254 40V39H253ZM28 41H29V39H28ZM77 41V40H76ZM91 41V40H90ZM97 41V40H96ZM135 41V42H134ZM133 42H132V44L134 43L135 45V50H138L139 51V53H143V54H145L146 56H147V62H149L150 64L149 65H151L152 64V66L154 65V64H157V63H161L162 61L164 62V60H161V58H160V55H158V53L156 52V48H155V44L153 43V45H148L149 47H147L145 44H143V42L141 41V37L139 36H137V39L136 40H134ZM145 41V40H144ZM149 41V40H148ZM147 41V42H148ZM165 41V40H164ZM211 41V40H210ZM210 41H208V42H210ZM222 41V40H221ZM258 41V40H257ZM257 41H255V43H257ZM8 42H9V40H8ZM20 42V41H19ZM30 42V41H29ZM67 42V41H66ZM69 42V41H68ZM73 42V41H72ZM84 42H86V41H84ZM152 42V41H151ZM150 42V43H151ZM156 42V41H155ZM169 42V41H168ZM204 42V41H203ZM227 42V41H226ZM232 42V43H233ZM243 42H245V39H244V41ZM254 42V41H253ZM262 42V41H261ZM2 43V42H1ZM6 43V42H5ZM22 43V42H21ZM33 43V42H32ZM200 43V42H199ZM218 43V42H217ZM228 43V42H227ZM230 43V42H229ZM228 43V44H229ZM242 43V42H241ZM247 43V45H248V42H246ZM8 44V43H7ZM15 44V43H14ZM27 44V42H25V45ZM67 45H69L68 43H66ZM70 44H71V46H72V44L73 43H71V41H70ZM91 44H94V46L95 47H97L96 46V44L95 43H91ZM132 44H130L131 45V47L133 46ZM161 44V43H160ZM159 44V45H160ZM165 44V43H164ZM212 44V43H211ZM211 44H209L210 46H211ZM220 44V43H219ZM227 44V45H228ZM245 44V43H244ZM262 44L263 43H261L260 45L262 46ZM4 45V44H3ZM12 45V44H11ZM31 45V44H30ZM29 45V46H30ZM64 46H66L65 44H63ZM168 45H169V43H168ZM209 45H207V46H209ZM240 45V42H239V44H237V46H239ZM255 45V44H254ZM254 45H253V48H254ZM9 47H10V45H8ZM15 46V45H14ZM28 46V47H29ZM32 46V45H31ZM61 46H62V44H61ZM158 46V45H157ZM164 46V45H163ZM166 46H167V43H166ZM170 46V45H169ZM200 46V45H199ZM206 46V47H207ZM217 46V45H216ZM221 46V45H220ZM219 46V47H220ZM248 46H250V43H249V45ZM264 46V45H263ZM26 47V46H25ZM34 47V46H33ZM33 47H31V48H33ZM93 47V46H92ZM160 47V46H159ZM202 47V46H201ZM200 47V48H201ZM218 47V46H217ZM216 47V48H217ZM223 47H225V46H223ZM227 47H229V45L227 46ZM226 47V48H227ZM251 47V46H250ZM255 47H256V45H255ZM5 48V47H4ZM8 48V47H7ZM30 48V47H29ZM30 48V49H31ZM60 48H62V47H60ZM64 48V47H63ZM72 48V47H71ZM94 48V47H93ZM167 48H168V46H167ZM170 48V47H169ZM207 48H209V47H207ZM222 48V47H221ZM233 48V47H232ZM247 48V47H246ZM249 48V47H248ZM252 48V47H251ZM250 48V49H251ZM258 48H260V47H258ZM27 49V48H26ZM77 49H79V48H77ZM84 49V48H83ZM95 49V48H94ZM93 49V50H94ZM158 49V48H157ZM194 49V48H193ZM204 49V48H203ZM264 49V48H263ZM13 50V49H12ZM29 50V49H28ZM68 50H69V48H68ZM73 50H74V48H73ZM73 50H71V51H73ZM168 50V49H167ZM170 50V49H169ZM207 50V49H206ZM213 50V49H212ZM221 50V49H220ZM223 50H225V48L223 49ZM247 51H246V53L248 52V51H250V50H248V49H246ZM254 49H252V51H253ZM258 50V49H257ZM5 50H3V52H4ZM9 51V50H8ZM25 51V50H24ZM75 51H76V49H75ZM79 51V50H78ZM82 51H84V50H81V51H79V52H82ZM88 51H89V49H88ZM87 51V52H88ZM134 51V50H133ZM211 51V50H210ZM215 51V50H214ZM261 51H262V49H261ZM264 51V50H263ZM27 52V51H26ZM29 52H30V54H32V52H34L33 50H32V52H31V50H29ZM61 52H63V51H61ZM66 52H68V51H66ZM74 52V51H73ZM72 52V53H73ZM77 52V51H76ZM135 52V51H134ZM159 52H160V50H159ZM168 52V51H167ZM166 52V53H167ZM171 52V51H170ZM169 52V53H170ZM207 52H209V51H207ZM206 52V53H207ZM217 52V51H216ZM219 52V51H218ZM222 52V51H221ZM254 52V51H253ZM252 52V53H253ZM6 53L7 54H9V52H7L6 51ZM12 53V52H11ZM28 53V52H27ZM27 53H26V55H27ZM64 53V52H63ZM69 53V52H68ZM66 53L67 55H71V53ZM94 53H96V52H94ZM169 53H167V54H169ZM172 53V52H171ZM174 53V52H173ZM214 53V52H213ZM213 53H212V55H213ZM224 53V52H223ZM222 53V54H223ZM260 53V52H259ZM66 54H64V55H66ZM85 54H86V52H85ZM88 54V53H87ZM86 54V55H87ZM92 54H93V52H92ZM121 54V53H120ZM122 54H124V53H122ZM137 54V53H136ZM166 54V55H167ZM248 54V53H247ZM258 54V53H257ZM263 54V53H262ZM25 55V56H26ZM33 55V54H32ZM76 55V54H75ZM80 55H83V53H81V54H79V56ZM91 55V54H90ZM94 55V54H93ZM140 56L142 55V54H139ZM138 55V56H139ZM144 55V56H145ZM162 55V54H161ZM207 55H208V53H207ZM215 55H217V54H215ZM256 55V54H255ZM1 56V55H0ZM28 56H29V54H28ZM88 56V55H87ZM116 56V55H115ZM124 56V55H123ZM126 56V55H125ZM139 56V57H140ZM214 56V55H213ZM220 56V55H219ZM218 56V57H219ZM250 56V55H249ZM257 57L259 56V54L258 55H256ZM7 57V56H6ZM10 57V56H9ZM32 57V56H31ZM62 57V56H61ZM72 57H74V56H72ZM72 57H70L69 56V58H71V62H72ZM82 56H80V58H81ZM110 57H111V55H110ZM117 57V56H116ZM128 57H129V54H128ZM166 57V56H165ZM217 57V56H216ZM25 58V57H24ZM27 58V57H26ZM33 58H34V56H33ZM32 58V59H33ZM66 58V57H65ZM83 58V57H82ZM114 59H115V57H113ZM125 58V57H124ZM142 58V57H141ZM220 58V57H219ZM0 59H2V58H0ZM64 59V58H63ZM77 59H79V58H77ZM90 59V58H89ZM105 59V58H104ZM111 59V58H110ZM119 59V58H118ZM122 59V58H121ZM127 59V58H126ZM142 59H144V58H142ZM170 59V58H169ZM207 59V58H206ZM208 59H210L209 57H208ZM216 59V58H215ZM223 59V58H222ZM251 59V58H250ZM257 59V58H256ZM7 60V59H6ZM11 60V59H10ZM26 60H28V59H26ZM34 60V59H33ZM68 60V59H67ZM82 61V63H84L83 62V59H81ZM87 60H88V58H87ZM86 60V61H87ZM108 60V58L105 60V61H107ZM116 60H117V58H116ZM253 60H255V59H253ZM5 61V60H4ZM9 61V60H8ZM7 61V62H8ZM31 61V60H30ZM35 61V60H34ZM78 61H80V60H78ZM91 61H92V58H91ZM91 61H90V64H91ZM111 61H112V59H111ZM115 61V60H114ZM144 61V60H143ZM217 61V60H216ZM3 62V61H2ZM11 62V61H10ZM26 62V61H25ZM65 62V61H64ZM73 62H75V61H73ZM81 62H79L80 63V65L82 64ZM108 62V61H107ZM110 62V61H109ZM169 62V61H168ZM205 62V61H204ZM16 63V62H15ZM27 63V62H26ZM29 63V62H28ZM61 63V62H60ZM69 63V62H68ZM92 63H93V61H92ZM103 63V62H102ZM111 63V62H110ZM115 63H117V62H115ZM115 63H113V64H115ZM122 63V62H121ZM143 63V62H142ZM202 63H203V61H202ZM213 63H215V62H213ZM213 63H212V65H213ZM4 64V63H3ZM30 64V63H29ZM67 64V63H66ZM112 64V63H111ZM125 64V63H124ZM216 64V63H215ZM12 65V64H11ZM11 65H10V67H11ZM14 65V64H13ZM17 65V64H16ZM26 65V64H25ZM62 65H63V63H62ZM71 65V64H70ZM73 65H75V64H73ZM73 65H71V66H73ZM79 65V66H80ZM87 65V64H86ZM85 65V66H86ZM106 65H108V64H106ZM117 65H118V63H117ZM117 65H116V67H117ZM144 65V64H143ZM145 65H146V63H145ZM144 65V66H145ZM148 65V64H147ZM148 65V66H149ZM209 64H207V66H208ZM4 66H5V64H4ZM4 66H2L3 68H4ZM9 66V65H8ZM18 66H19V64H18ZM66 66V65H65ZM82 66H84V65H82ZM92 66V65H91ZM110 66V65H109ZM125 66V65H124ZM162 66H163V63H162ZM166 66V65H165ZM168 66H169V64H168ZM170 66H171V64H170ZM206 66V67H207ZM214 66V65H213ZM15 67V66H14ZM25 67V66H24ZM30 67H33V65H30ZM35 67V66H34ZM63 66H61V68H62ZM107 67V66H106ZM113 67H114V65H113ZM116 67H115V70H116ZM123 67V66H122ZM150 67V66H149ZM158 67H160V65H158ZM256 67H258V66H256ZM9 68V67H8ZM36 68V67H35ZM58 68V67H57ZM68 68V67H67ZM73 68L74 69H76L74 66H73ZM105 68V67H104ZM119 68V67H118ZM130 68H131V66H130ZM147 68V67H146ZM157 68V67H156ZM156 68H155V70H156ZM164 68V67H163ZM252 69H254L253 67H251ZM6 69H7V67H6ZM10 69V68H9ZM26 69H27V67H26ZM29 70H30V68H28ZM31 69H34V68H31ZM55 69H56V67H55ZM66 69V68H65ZM80 69H81V66H80ZM85 69V68H84ZM103 69V68H102ZM110 69H113V68H111L110 67ZM152 69V68H151ZM154 69V68H153ZM153 69L151 70V71H153ZM168 69V68H167ZM210 69V68H209ZM256 69V68H255ZM258 69V68H257ZM13 70H15L14 68H13ZM17 70H18V68H17ZM59 70H60V68H59ZM63 70V69H62ZM69 70V69H68ZM78 70V69H77ZM85 70H88V69H85ZM84 70V71H85ZM107 70V69H106ZM108 70H109V67H108ZM121 70V69H120ZM119 70V71H120ZM146 70V69H145ZM150 70V69H149ZM160 70V69H159ZM170 70V69H169ZM169 70H168V72H169ZM250 70V69H249ZM10 71H12V69L11 70H9V72ZM32 71V70H31ZM64 71V70H63ZM76 71V70H75ZM74 71V72H75ZM84 71H82L81 70V72H84ZM90 71H92V70H90ZM147 71V70H146ZM161 71V70H160ZM13 72L14 71H12V74H13ZM35 72V71H34ZM34 72H32V73H34ZM53 72V71H52ZM68 72V71H67ZM79 71H77V73H78ZM114 72V71H113ZM167 72V73H168ZM216 72V71H215ZM250 72H252V70L250 71ZM254 72H255V70H254ZM16 74H17V72H15ZM31 73V72H30ZM60 73V72H59ZM63 73V72H62ZM102 73V72H101ZM106 73V72H105ZM147 73V72H146ZM160 73V72H159ZM164 73V72H163ZM205 73V72H204ZM223 73V72H222ZM16 74H14V75H16ZM27 74V73H26ZM35 74H36V72H35ZM54 74V73H53ZM53 74H52V78H53ZM65 74V73H64ZM75 74V73H74ZM82 74V73H81ZM88 74H90V72L89 73H87V75ZM91 74H92V72H91ZM100 74V73H99ZM103 74V73H102ZM101 74V75H102ZM109 74V73H108ZM111 74V73H110ZM123 74V73H122ZM154 74V73H153ZM166 74V73H165ZM170 74V73H169ZM169 74L167 75L168 77H170L169 76ZM18 75V74H17ZM27 75H29L30 76V79H31V75L32 74H27ZM34 75V74H33ZM55 75V74H54ZM60 75H63V74H61L60 73ZM72 75V73L71 74H69V76H71ZM79 75V74H78ZM105 75V74H104ZM152 75V74H151ZM151 75H150V77H151ZM155 75V74H154ZM154 75H152V76H154ZM162 75V74H161ZM205 75V74H204ZM11 76H13V75H11ZM19 76V75H18ZM34 76H36V75H34ZM56 76H58V75H56ZM65 76V75H64ZM84 76V75H83ZM97 76H98V74H97ZM108 76V75H107ZM111 76V75H110ZM114 76V75H113ZM113 76H111V77H113ZM115 76H116V74H115ZM149 76V75H148ZM159 76V75H158ZM165 75H163V77H164ZM15 77V76H14ZM63 77V76H62ZM65 77H67V76H65ZM100 77H102V76H100ZM21 78V77H20ZM27 78H29L28 76H27ZM26 78V79H27ZM33 78V77H32ZM70 78V77H69ZM78 78H80V76L78 77ZM92 77L90 76V79H91ZM97 78V77H96ZM160 79L162 78V77H159ZM164 78H166V77H164ZM206 78V77H205ZM18 78H17V76H16V81L17 82H19L18 80H17ZM24 79V78H23ZM26 79H25V81H26ZM34 79H36L37 80V78L35 77ZM68 81L70 80V79H68V78H66ZM74 79L76 80V78L74 77ZM108 79V78H107ZM110 79V78H109ZM113 79H114V77H113ZM116 79V78H115ZM121 79V78H120ZM156 79V78H155ZM172 79V78H171ZM13 80V79H12ZM11 80V81H12ZM19 80H21V79H19ZM33 80V79H32ZM54 80H55V78H54ZM93 80V79H92ZM124 80V79H123ZM129 80V79H128ZM150 80V79H149ZM169 80V79H168ZM22 81H24V80H22ZM38 81L39 80H37L36 81V83H38ZM41 81V80H40ZM39 81V82H40ZM49 81V80H48ZM52 80L50 79V82H51ZM56 81V80H55ZM78 81H80V80H78ZM84 81V80H83ZM95 81V80H94ZM102 81V80H101ZM113 81V80H112ZM161 81H163V79L161 80ZM165 82L164 83H166V80H164ZM29 82V81H28ZM58 82H59V80H58ZM70 82V81H69ZM75 82V81H74ZM97 82V81H96ZM98 82H99V80H98ZM115 82V81H114ZM130 82H131V80H130ZM142 82V81H141ZM149 82V81H148ZM153 82V81H152ZM157 82V81H156ZM168 82V81H167ZM170 82V81H169ZM168 82V83H169ZM242 82H244V81H242ZM247 82V81H246ZM14 83V82H13ZM76 83V82H75ZM80 83H82V82H80ZM86 83V82H85ZM94 82H92L91 84H93ZM103 83H104V81H103ZM110 83H112L111 81H110ZM146 83V82H145ZM150 83V82H149ZM148 83V84H149ZM19 84H20V82H19ZM18 84V85H19ZM25 84H27L26 86H28V83L27 82H25ZM30 84H31V82H30ZM33 84H35V82L33 83ZM39 84V83H38ZM38 84L36 85L35 84V87L36 86H38ZM46 84H48L47 82H46ZM51 84V83H50ZM54 84H56L55 82H54ZM54 84H53V86H54ZM59 84H60V82H59ZM62 84V83H61ZM65 84V83H64ZM68 84V83H67ZM73 84V83H72ZM79 84V83H78ZM82 84H84V82L82 83ZM99 84V83H98ZM113 84V83H112ZM115 84V83H114ZM128 85L129 84H132V83H129V81H128V83H127ZM126 84V85H127ZM247 85H248V83H246ZM13 85V84H12ZM16 85H17V83H16ZM15 85V86H16ZM45 85V84H44ZM44 85H42V87L44 86ZM66 85V84H65ZM85 85V84H84ZM105 85V84H104ZM118 85V84H117ZM123 85H124V83H123ZM134 85V84H133ZM244 85V84H243ZM14 86V85H13ZM48 86V85H47ZM52 86V87H53ZM57 86V85H56ZM70 86V85H69ZM69 86H68V89H69ZM88 86V85H87ZM87 86H86V89H87ZM94 86H95V84H94ZM116 86V85H115ZM122 86V85H121ZM131 86V85H130ZM129 86V87H130ZM145 85H143L142 87L143 88H145L144 87ZM154 87V86H152L151 84L149 85V87ZM158 86V85H157ZM163 86V85H162ZM240 86V85H239ZM250 86V85H249ZM18 87H20V86H18ZM22 87V86H21ZM30 87V86H29ZM46 87V86H45ZM50 87H51V85H50ZM52 87H51V89H52ZM60 87V85L58 86V88ZM78 88L80 87V86H77ZM89 87V86H88ZM91 87V86H90ZM89 87V93H90V89H92V88H90ZM97 87V86H96ZM99 87L100 86H98L97 88L99 89ZM113 87H114V85H113ZM120 87V86H119ZM125 87V86H124ZM136 87L137 86H135V89H136ZM142 87L140 88L141 90H142ZM160 87H161V85H160ZM165 87V86H164ZM168 87V86H167ZM243 87V86H242ZM248 87V86H247ZM252 87V86H251ZM17 88V87H16ZM26 88H28V87H26ZM26 88H24V89H26ZM33 88H34V85H33ZM38 88V87H37ZM44 88V87H43ZM49 88V87H48ZM55 88V87H54ZM65 88V87H64ZM63 88V89H64ZM71 88V87H70ZM80 88H82V87H80ZM103 88H105V87H103ZM107 88H109L108 87V85H107ZM118 88V87H117ZM131 88V87H130ZM139 88V87H138ZM245 88V87H244ZM29 89V88H28ZM36 89V88H35ZM57 89V88H56ZM84 89H85V87H84ZM85 89V90H86ZM101 89V88H100ZM106 89V88H105ZM122 89V88H121ZM129 89V88H128ZM134 89V88H133ZM165 89V88H164ZM167 89V88H166ZM248 89V88H247ZM247 89H246V91H247ZM252 89V88H251ZM21 90V89H20ZM31 90H32V87H31ZM37 90V89H36ZM40 90V89H39ZM38 90V91H39ZM43 90V89H42ZM62 90V89H61ZM67 90V89H66ZM70 90V89H69ZM68 90V91H69ZM73 90V89H72ZM70 91V92H73V91ZM79 90V89H78ZM102 90V89H101ZM100 90V91H101ZM116 90V89H115ZM143 90H145V89H143ZM147 90H149V89H147ZM153 90V91H152ZM151 91H152V93H151V95L149 96L148 94H146V90L145 91H143L142 93L144 94V92H145V94L146 95H148L146 98H143V99H141V103L139 102V100H137L141 105H139V104H137L136 102V104L140 107L139 108V111H136V112H139V115H138V117H139V119H138V117H137V120H140L139 122H140V124L141 125H139L138 124V127L136 126V128H140V126H141V129L142 130H144V129H147L148 127H149V131L147 132V133H151V136H152V134L155 132L154 130L156 129L155 127H157V125L159 124V117H155V112H156V109L158 108V106L160 105V97H161V93H162V91L164 92V90H163V87L162 88H159V87H156V88H154V89H152ZM169 90V89H168ZM242 90V89H241ZM15 91H17V90H15ZM28 91V90H27ZM33 91V90H32ZM31 91V92H32ZM49 91V90H48ZM54 91V90H53ZM65 91V90H64ZM76 91V90H75ZM117 91V90H116ZM132 91V90H131ZM137 90H135V92H136ZM138 91H140V90H138ZM167 90H165V92H166ZM244 91V90H243ZM18 92V91H17ZM23 92H25V90H23ZM29 92L30 91H28V93L27 94H29ZM30 92V93H31ZM39 92H42V91H39ZM87 92V91H86ZM93 92V91H92ZM98 92V91H97ZM103 92H104V90H103ZM109 92V91H108ZM118 92V91H117ZM116 92V93H117ZM122 92V91H121ZM126 92V91H125ZM130 92V91H129ZM132 92H134V91H132ZM169 91H167V93H168ZM245 92V91H244ZM13 93V92H12ZM20 93H21V91H20ZM43 93V92H42ZM78 93V92H77ZM80 93V92H79ZM112 93H114V90H113V92ZM128 92H126V96H125V98H123L124 100H123V102H122V104H121V106L119 107V112L117 111V114L119 113V117H118V127H119V129L115 132V133H113V132H109V133H107V135L104 137L105 139H103L101 142H100V144L97 146L98 147V150H97V157H98V159H97V157H96V159L98 160V162L97 163H99V166H98V164L96 165L97 167H98V169H97V171H96V174H95V177H96V180H93V182L94 183H96L95 185H96V187H95V189H96V192L92 189V187H91V189H92V191H94L95 192V195H91V197H95V201L97 202V204H95L96 206V209L93 207V205H88L89 207L88 208H85L84 207V209L83 210H85V211H83V213H82V217H83V220H84V222H85V220H87L90 224H88L86 227H88V226H90V225H92L93 226V228H95V229H97L98 228V223L100 224V226H101V228H103L104 229V231L102 232V234H100L99 232V234L98 235H100V237H104L103 235L105 234L104 232L105 231H107L108 230V228H111V226H110V223H112L111 221L113 220V219H111L112 217H114L113 216V214H114V210H115V208H116V205H118L117 203L119 202L118 201V199H120V198H118L119 196L121 197L122 196V193L124 194V192H122L121 193V195H119L120 194V192L121 191H124V189H122L123 187V185H124V181L126 180V179H124L123 178V176H122V174H120L119 172H118V168H117V166H120V164H119V162L123 159L124 160V158H121V160H119V152L120 151H122V150H120L121 149V147H123L125 144L123 143L124 141V138H128V136H131L132 134H133V132L132 131H130L131 132V134L129 135L128 133V136L127 137H125V133L127 132V128H126V122L127 121H129L128 120V118H129V116H130V113H131V111L133 110L132 109V107L134 106V102H132L131 100H132V96L130 97V94H127ZM148 93H150V92H148ZM170 93V92H169ZM248 93H250V92H248ZM247 93V94H248ZM13 94H15V93H13ZM24 94V93H23ZM41 94V93H40ZM46 94V93H45ZM48 94V93H47ZM50 94V93H49ZM51 94H53V93H51ZM54 94H56V93H54ZM69 94V93H68ZM75 94V93H74ZM81 94H83V93H81ZM87 94V93H86ZM91 94H93V93H90V95ZM109 94V93H108ZM125 94V93H124ZM123 94V95H124ZM133 94V93H132ZM137 94V93H136ZM141 93H139V95H140ZM142 94V95H143ZM42 95V94H41ZM44 95V94H43ZM58 95H59V93H58ZM95 95H96V93H95ZM99 95V94H98ZM107 95V94H106ZM115 95V94H114ZM121 95H122V93H121ZM135 95V94H134ZM134 95H133V97H134ZM138 95V94H137ZM139 95H138V98L137 99H139V98H142V97H139ZM163 95H164V93H163ZM171 95V94H170ZM235 95V94H234ZM20 96H21V94H20ZM24 96V95H23ZM28 96H32V95H28ZM37 96V95H36ZM47 97H48V95H46ZM81 96V95H80ZM97 96V95H96ZM117 96V95H116ZM120 96V95H119ZM144 97H145V95H143ZM166 96H167V94H166ZM259 96V95H258ZM14 97V96H13ZM15 97H17V93H16V96ZM26 97V96H25ZM33 97V96H32ZM44 97V96H43ZM50 97V96H49ZM48 97V98H49ZM55 97H57L56 95H55ZM68 97V96H67ZM66 97V98H67ZM72 97V96H71ZM83 97V96H82ZM87 97V96H86ZM91 97H93V96H91ZM101 97V96H100ZM104 97V96H103ZM105 97H107V96H105ZM110 97H111V95H110ZM114 97V96H113ZM113 97H112V99H113ZM122 97V96H121ZM124 97V96H123ZM168 97V96H167ZM172 97V96H171ZM247 97V96H246ZM18 98H20V97H18ZM21 98H24V97H22L21 96ZM37 98H39L38 96H37ZM46 98V97H45ZM62 98V97H61ZM65 98V99H66ZM90 97L88 96V99H89ZM102 98V97H101ZM100 98V99H101ZM120 98V97H119ZM136 98V96L134 97V100H136L135 99ZM234 98V97H233ZM242 97H240V99H241ZM245 98V97H244ZM26 99V98H25ZM28 99H29V97H28ZM31 99V98H30ZM41 99V98H40ZM39 99V100H40ZM49 99H51V98H49ZM59 99V98H58ZM57 99V100H58ZM63 99V98H62ZM81 99V98H80ZM79 99V100H80ZM84 99V98H83ZM82 99V100H83ZM109 99V98H108ZM118 99V98H117ZM164 99H165V97H164ZM164 99H163V101H164ZM171 99V98H170ZM247 99V98H246ZM258 99V98H257ZM17 100V99H16ZM21 100V99H20ZM48 100V99H47ZM91 100H92V98H91ZM93 100H94V97H93ZM92 100V101H93ZM96 100V99H95ZM99 100V99H98ZM105 100V99H104ZM103 100V101H104ZM121 100V99H120ZM133 100V101H134ZM166 100V99H165ZM172 100V99H171ZM261 100V99H260ZM18 101V100H17ZM29 101H31V100H29ZM33 101V100H32ZM36 101H37V99H36ZM73 101V100H72ZM81 101V100H80ZM86 101H87V99H86ZM100 101V100H99ZM106 101V100H105ZM112 101V100H111ZM115 101V100H114ZM113 101V102H114ZM162 101V100H161ZM170 101V100H169ZM236 101V100H235ZM243 101H244V99H243ZM23 102V101H22ZM48 102L50 103V101L48 100ZM57 102V101H56ZM62 102V101H61ZM69 102H71V100H69ZM69 102H68V100H65L64 101V105H63V107L66 109V110H68L67 109V107H68V104H69ZM89 102H90V100H89ZM96 102V101H95ZM95 102H94V105H95ZM108 102V101H107ZM117 102H119V101H117ZM166 102V101H165ZM165 102H163V104L165 103ZM237 102V101H236ZM261 102V101H260ZM259 102V103H260ZM33 103V102H32ZM32 103H30L29 105H31ZM38 103V102H37ZM37 103L35 102L34 104L35 105H37ZM55 103V102H54ZM68 103V104H67ZM73 103H75V102H73ZM100 103V102H99ZM105 103V102H104ZM162 103V102H161ZM235 103V102H234ZM240 103V102H239ZM48 103H47V101H46V105H47ZM51 104V103H50ZM49 104V105H50ZM58 104V103H57ZM81 104H82V101H81ZM84 104H85V102H84ZM83 104V105H84ZM93 104V103H92ZM103 104V103H102ZM167 104V103H166ZM165 104V105H166ZM261 104V103H260ZM35 105L33 106V105H31L32 107H30V108H32V109H34V108H36L35 107ZM56 105V104H55ZM61 105V104H60ZM59 105V106H60ZM71 105H72V102H71ZM78 105H79V103H78ZM82 105V106H83ZM91 105V103L88 105V106H90ZM100 105V104H99ZM162 105V104H161ZM168 106H169V104H167ZM40 106V105H39ZM91 106H93V105H91ZM90 106V107H91ZM115 106H116V103H115ZM117 106H118V104H117ZM167 106V107H168ZM238 106V105H237ZM240 106V105H239ZM243 106V104L241 105V107ZM252 106V105H251ZM255 106H257V103H256V105ZM259 106V105H258ZM34 107V108H33ZM51 107V106H50ZM49 107V108H50ZM56 107V106H55ZM57 107H58V105H57ZM72 107V106H71ZM79 107V106H78ZM112 107V106H111ZM241 107H239V108H241ZM244 107V106H243ZM247 107V106H246ZM246 107H245V109H246ZM254 107V106H253ZM253 107H251V108H253ZM260 107H263V105H261ZM86 107H85V105H84V109H85ZM98 108V107H97ZM96 108V109H97ZM104 108V107H103ZM115 108V107H114ZM135 108V107H134ZM137 108V107H136ZM236 108V107H235ZM42 108H40V110H41ZM43 109H45V108H43ZM43 109H42V111H43ZM46 109H48V105H47V108ZM59 109V108H58ZM65 109L63 110V111H65ZM90 109V108H89ZM88 109V110H89ZM99 109V108H98ZM107 109V108H106ZM105 109V110H106ZM116 109V108H115ZM159 109H161V108H159ZM158 109V110H159ZM164 109V106L162 107V110ZM166 109V108H165ZM256 109H258L259 110V108H256ZM255 109V110H256ZM50 110H52V108L50 109ZM83 110V109H82ZM82 110H81V112H82ZM103 110V109H102ZM167 110V109H166ZM242 110V109H241ZM31 111V110H30ZM30 111H29V113H30ZM58 111H60V110H58ZM75 111V110H74ZM73 111V112H74ZM86 110H84V112H85ZM90 111V110H89ZM93 111V110H92ZM173 111V110H172ZM238 111V110H237ZM244 111V110H243ZM247 111H249V109L247 108ZM253 111H254V108H253ZM36 112V110H34V113ZM38 112V111H37ZM45 112V111H44ZM56 112V111H55ZM135 112V113H136ZM161 112V111H160ZM250 112V111H249ZM251 112H252V110H251ZM256 112H257V110H256ZM1 113V112H0ZM42 113V112H41ZM45 113H48L47 111L45 112ZM50 113H51V111H50ZM53 113V112H52ZM57 113H59V112H56V114ZM63 112H61L60 114H62ZM66 113V112H65ZM91 113V112H90ZM93 113H95V115H96V112H93ZM92 113V114H93ZM100 113V112H99ZM107 113V112H106ZM113 113V112H112ZM112 113H110V115L112 114ZM132 113H133V111H132ZM134 113V114H135ZM162 113V112H161ZM170 113V112H169ZM244 113V112H243ZM247 113V112H246ZM258 113V112H257ZM260 113V112H259ZM259 113H258V115H259ZM261 113H263V111L261 112ZM260 113V114H261ZM31 114H32V112H31ZM55 114V113H54ZM55 114V115H56ZM67 114V113H66ZM75 114V113H74ZM78 114L79 113H77V118L79 119V116H78ZM88 114H89V112H88ZM102 114V113H101ZM104 114V113H103ZM102 114V115H103ZM115 114V113H114ZM164 114V113H163ZM254 114V113H253ZM264 114V113H263ZM2 115V114H1ZM0 115V116H1ZM15 115H16V113H15ZM19 115V114H18ZM18 115H17V117H18ZM43 115H45V114H42L41 116H43ZM84 115V114H83ZM86 115V114H85ZM84 115V116H85ZM101 115V116H102ZM106 115V114H105ZM109 115V116H110ZM116 115V114H115ZM168 115V114H167ZM243 115V114H242ZM244 115H246V114H244ZM256 115V114H255ZM262 115V114H261ZM52 116V115H51ZM61 117H62V115H60ZM70 116V115H69ZM75 116V117H76ZM80 116H81V114H80ZM100 116V115H99ZM109 116H108V118L107 119H109ZM112 116V115H111ZM134 116V115H133ZM133 116L131 117V119L133 118ZM252 116V115H251ZM15 117V116H14ZM21 117V116H20ZM32 117V116H31ZM33 117H35V116H33ZM44 117V116H43ZM46 117V116H45ZM57 117H59V115L57 116ZM83 117V116H82ZM93 117V116H92ZM91 117V118H92ZM167 117V116H166ZM255 117V116H254ZM24 118V117H23ZM29 118H30V116H29ZM36 118V117H35ZM39 118V117H38ZM71 118H73V117H71ZM77 118H75V119H77ZM115 118H116V116H115ZM135 118V117H134ZM16 119V118H15ZM20 119V118H19ZM31 119V118H30ZM29 119V120H30ZM46 119V118H45ZM44 119V120H45ZM48 119V118H47ZM53 119V118H52ZM65 119V118H64ZM84 120H85V118H83ZM83 119L81 120H79V121H83ZM97 119V118H96ZM96 119H95V121H96ZM100 119V118H99ZM103 119V118H102ZM161 119V118H160ZM259 119V118H258ZM262 119H264L263 117H262ZM58 120H61V118H59ZM69 120V119H68ZM105 120V119H104ZM253 120H254V118H253ZM257 120V119H256ZM24 122H26V120L24 119L23 120ZM34 122H35V120H33ZM38 121V120H37ZM47 121V120H46ZM45 121V122H46ZM54 121H55V119H54ZM53 121V122H54ZM72 121V120H71ZM76 121H78V120H76ZM94 121V122H95ZM110 121H112V120H110ZM116 121V120H115ZM136 121V120H135ZM134 121V122H135ZM258 121V120H257ZM261 122H263L262 120H260ZM260 121H259V124H260ZM39 122V124H40V121H38ZM45 122H43V123H45ZM90 122H91V119H90ZM93 122V121H92ZM97 122V121H96ZM102 122V121H101ZM117 122V121H116ZM131 122V121H130ZM138 122V123H139ZM162 122V121H161ZM240 122V121H239ZM238 122V123H239ZM256 122V121H255ZM16 123V122H15ZM41 123H42V121H41ZM50 123V122H49ZM60 123V122H59ZM62 123V122H61ZM78 123V122H77ZM76 123V124H77ZM112 123H114V121H112ZM18 124H20L19 122H18ZM22 125H23V122L21 123ZM35 124H37V123H35ZM39 124H38V126H36L37 128L39 127ZM65 124V123H64ZM81 124V123H80ZM92 124V123H91ZM99 125H100V122L98 123ZM129 123H127V125H128ZM26 125V124H25ZM25 125H24V127H25ZM34 125V124H33ZM43 124H41V126H42ZM45 125V124H44ZM59 125H61V124H59ZM72 125V124H71ZM77 125H79V123L77 124ZM106 125V124H105ZM115 125H116V123H115ZM133 125V124H132ZM132 125H131V128H130V130H132ZM135 125H137V123L135 124ZM167 125V124H166ZM243 125V124H242ZM261 125V124H260ZM262 125H263V123H262ZM15 126H17L16 124H15ZM20 126V125H19ZM41 126H40V129H41ZM51 126V125H50ZM54 126H56V124H54ZM80 126H83V125H79V127ZM89 125H87V127H88ZM90 126H92V125H90ZM97 126V125H96ZM111 126H113L114 127V125H111ZM18 127V126H17ZM24 127H22L23 128V130H27V127H26V129H24ZM34 128H35V126H33ZM47 127H48V125H47ZM57 127V126H56ZM55 127V128H56ZM68 127V126H67ZM85 127V126H84ZM103 127H104V125H103ZM128 127V126H127ZM162 127V126H161ZM160 127V128H161ZM174 127V126H173ZM241 127V126H240ZM262 127H264V126H262ZM21 128V127H20ZM32 128V127H31ZM30 128V129H31ZM43 128H45V127H43ZM42 128V129H43ZM54 128V129H55ZM57 128H60V126L59 127H57ZM64 128V131H63V133H64V135L62 136V137H64V138H66L65 140L66 141H63L62 139L60 140H57L56 138L57 137H55V139H56V141H55V139L54 140H52L53 142H54V144H51L50 142L48 143V144H45L44 142H42L41 141V144H42V146L40 147V148H42V150H43V152H41V153H43V155H44V160L43 161H41V159H40V162H38V161H36V162H38V164L40 165L39 166V169L41 170V175L40 176H38V175H36V174H34V173H30V172H28L29 173V175L27 176H25L24 174H22V171H20L21 173H20V177H18L17 178V182L19 183V184H21L22 185V187L24 188V189H26V191L28 190V191H30L31 192V195H32V193H33V203H35L37 206H34L33 205V208H32V210H31V213H34V215H32V218H33V220H35V221H38V220H44V221H46V225H47V223H48V225H49V227H53V226H59V217H58V215L59 214H61V212L60 213H57L56 214V209H54V207H53V205L52 204H50L49 203V199L48 198H46V195H45V193H47V190L45 189L44 191L42 190V188H44V187H47V186H49V187H51V190H52V188H54V191H60L59 192V194L58 193H56V194H58L59 196H64V197H67V199H68V197H71V195H67V193L69 192V190L67 191V189H64V187H63V189H62V187H60L59 185H56V186H54V184H56V182H58V181H62L63 180V182H66V185L68 186V189H73V188H75V187H77L78 186V181H80V180H83L84 181V178L83 179H80V180H78L79 178V175L81 174V173H83V172H81L82 170H77L78 171V173H80V174H78L77 173V171L75 170V168H73L72 167V164L69 162V163H67L68 165H64V167H62V166H60L59 164L61 163V161H59V164H58V160H60V158H62L63 157V155L64 156H66L65 154H67V153H65V151L66 152H70L71 154H72V156H74V154H75V151H76V149H77V142H80V141H77L76 139H77V136H76V134L75 133H73V130H70V129H72V128H65V127H63ZM77 128V127H76ZM83 128V127H82ZM81 128V129H82ZM97 128V130L99 129V128H101V127H96ZM105 128V127H104ZM103 128V129H104ZM155 128V129H154ZM17 129H19V127L17 128ZM46 129H48V131L49 130H51V129H49V127L48 128H46ZM77 129H79V128H77ZM84 129V128H83ZM89 129V128H88ZM87 129V130H88ZM102 128H101V130H103ZM106 129V128H105ZM109 129H110V127H109ZM113 129H115V128H113ZM134 129H135V127H134ZM161 129H163V128H161ZM245 129V128H244ZM243 129V130H244ZM33 130V129H32ZM60 130V129H59ZM58 130V131H59ZM92 130V129H91ZM101 130H99V131H101ZM107 130V129H106ZM128 130H129V128H128ZM137 130V129H136ZM135 130V131H136ZM142 130H139V132L140 131H142ZM237 130H239V129H237ZM242 129H241V131H243ZM253 129H251V131H252ZM255 130V129H254ZM16 131H18V130H16ZM25 131H24V133H25ZM31 131V130H30ZM34 131H36V133H37V129L36 130H34ZM41 131H43V130H41ZM47 131V135L49 136L50 134H48L49 132ZM53 131V130H52ZM62 131V130H61ZM75 131V130H74ZM79 131V130H78ZM105 131V130H104ZM108 131V130H107ZM126 131V132H125ZM138 131V130H137ZM157 131V130H156ZM162 131V130H161ZM160 131V132H161ZM171 131H172V129H171ZM22 132V131H21ZM20 132V133H21ZM27 132H29V131H27ZM45 132H46V130H45ZM51 132V131H50ZM80 132H81V130H80ZM80 132H79V134H80ZM87 132V131H86ZM101 132H103V131H101ZM129 132V131H128ZM138 132V133H139ZM158 132H159V130H158ZM240 132V131H239ZM238 132V133H239ZM244 132V131H243ZM264 132V131H263ZM17 133V132H16ZM35 133V132H34ZM35 133V134H36ZM54 133V132H53ZM59 132H57V134H58ZM78 133V132H77ZM91 133V132H90ZM95 133V132H94ZM111 133H112V135H111ZM143 133V132H142ZM144 133H146L145 132V130H144ZM149 133V134H150ZM174 133V132H173ZM242 133V132H241ZM240 133V134H241ZM250 133V132H249ZM254 133V132H253ZM256 133V132H255ZM254 133V134H255ZM39 134V133H38ZM38 134H37V136H38ZM40 134H42V133H40ZM73 134V135H72ZM114 134V135H113ZM136 134V133H135ZM134 134V135H135ZM156 135H157V133H155ZM159 134V133H158ZM164 134V133H163ZM172 134V133H171ZM248 134V133H247ZM252 134V133H251ZM21 135H23V134H21ZM27 136H28V134H26ZM43 135H44V133H43ZM61 135V134H60ZM75 135V136H74ZM81 135V134H80ZM90 135V134H89ZM97 135H99L98 133H97ZM103 135V134H102ZM105 135V134H104ZM139 135H140V133H139ZM144 135V134H143ZM237 135V134H236ZM239 135V134H238ZM245 135V134H244ZM17 136V135H16ZM48 136H47V138H48ZM84 136V135H83ZM93 136V135H92ZM100 136V135H99ZM98 136V137H99ZM138 136V135H137ZM142 136V135H141ZM148 136H150V135H148ZM150 136V137H151ZM172 136V135H171ZM242 136V135H241ZM247 136H251V135H247ZM258 136H259V134H258ZM260 136H262L261 134H260ZM260 136H259V138H260ZM263 136H264V134H263ZM21 137H24V136H21ZM28 137H30V135L28 136ZM32 137V136H31ZM35 137H36V135H35ZM39 137V136H38ZM59 137V136H58ZM78 137H79V135H78ZM95 137H96V134H95ZM101 137V136H100ZM99 137V138H100ZM140 137V136H139ZM138 137V138H139ZM159 137V136H158ZM173 137V136H172ZM240 137V136H239ZM238 137V138H239ZM244 137V136H243ZM251 137H253V136H251ZM257 137V136H256ZM19 138V137H18ZM26 138V137H25ZM24 138V139H25ZM40 139H41V137H39ZM44 138V137H43ZM53 138V137H52ZM84 138V137H83ZM93 138V137H92ZM134 138H135V136H134ZM137 138V137H136ZM135 138V139H136ZM137 138V140H140V139H138ZM141 138V137H140ZM145 138V137H144ZM146 138H147V140H148V137L146 136ZM236 138V137H235ZM248 138V137H247ZM258 138V137H257ZM30 139V138H29ZM29 139H27V140H29ZM34 139H36V138H34ZM50 139V138H49ZM80 139V138H79ZM131 139V138H130ZM231 139H233V138H231ZM253 139V138H252ZM255 139V138H254ZM261 139V138H260ZM23 140V139H22ZM22 140H21V143H22ZM39 139H37V141H38ZM41 140H43V139H41ZM89 140V139H88ZM97 140H98V138H97ZM126 140H128V139H126ZM171 140H173V139H171ZM206 140H207V138H206ZM234 140V139H233ZM236 140V139H235ZM242 140H243V138H242ZM247 140V139H246ZM258 140V139H257ZM263 140V139H262ZM17 141V140H16ZM30 141H31V139H30ZM48 141V140H47ZM51 141V140H50ZM51 141V142H52ZM90 141V140H89ZM94 141V140H93ZM100 141V140H99ZM134 140L132 139V142H133ZM143 141H144V139H143ZM146 141V140H145ZM144 141V142H145ZM152 141V140H151ZM160 141V140H159ZM159 141H158V144H159ZM165 141V140H164ZM230 141H232V140H230ZM239 140H237V142H238ZM248 142H249V140H247ZM250 141H251V139H250ZM253 142H254V140H252ZM256 141V140H255ZM19 142V141H18ZM26 142V141H25ZM34 142V141H33ZM36 142V141H35ZM82 142V141H81ZM81 142H80V145H79V147L81 146ZM97 142V141H96ZM129 142V141H128ZM131 141H130V143H132ZM135 142V141H134ZM139 142V141H138ZM188 142V141H187ZM236 142V141H235ZM236 142V143H237ZM243 142L244 141H239V144L237 145V148L235 147V151H233L232 153V155H233V158H232V156H231V154H230V156L231 157H229V158H232L233 160H232V162L234 163V165L235 166H237L238 168L240 167L239 165L241 164L240 163V161L242 160H244L245 159V157H246V154H244L245 152H244V150H245V148L246 147H244L245 145L243 144ZM247 142V143H248ZM257 142V141H256ZM256 142H255V144L254 145H256ZM262 142V141H261ZM264 142V141H263ZM20 143V144H21ZM27 143H28V141H27ZM29 143H32V142H29ZM28 143V144H29ZM38 143V142H37ZM87 143H89V142H87ZM137 143V142H136ZM200 143V142H199ZM235 143V144H236ZM259 143H260V141H259ZM259 143H257V144H259ZM24 143H22V145H23ZM34 144V143H33ZM79 144V143H78ZM86 143H84V145H85ZM92 144V143H91ZM90 143H89V145H91ZM97 144V143H96ZM124 144V145H123ZM128 144L129 143H127V146H128ZM142 144V143H141ZM144 144V143H143ZM157 143H156V145H158ZM232 144L233 145H235L233 142H232ZM231 144V145H232ZM250 144H251V142H250ZM18 145V144H17ZM25 145V144H24ZM39 145V144H38ZM38 145H36L35 144V147L36 146H38ZM51 145H54V146H51ZM82 145H83V143H82ZM93 146H96L95 145V143L94 144H92ZM91 145V146H92ZM166 145V144H165ZM232 145V146H233ZM30 146V145H29ZM90 146V147H91ZM139 146H142V145H140L139 144ZM168 146V145H167ZM166 146V147H167ZM247 146V145H246ZM252 146V145H251ZM250 146V148L248 149L249 150V154H251V157H253V158H256V156H257V159L259 158V156H258V154L260 153V150H259V153L257 152V149L254 147V146H252L251 147ZM16 147V146H15ZM24 147V146H23ZM89 147V146H88ZM90 147H89V149H90ZM136 147V146H135ZM142 147H144V145L142 146ZM146 147H147V145H146ZM146 147H144V148H142V150H144ZM165 147V146H164ZM249 147V146H248ZM263 147V146H262ZM25 148V147H24ZM31 148V147H30ZM33 148V147H32ZM36 148H38V147H36ZM51 148H53V150L51 149ZM83 148V147H82ZM156 148V147H155ZM170 148V147H169ZM227 148H229L230 149V145L227 147ZM23 149V148H22ZM21 149V150H22ZM27 149V148H26ZM34 149V148H33ZM69 149V150H68ZM80 149V148H79ZM84 149V148H83ZM97 149V148H96ZM123 149V148H122ZM124 149H126V147H124ZM123 149V150H124ZM129 151V153L131 152V154H132V152H133V149H134V143H133V145L132 144H130L129 145V148H127ZM165 149V148H164ZM178 149V148H177ZM232 149V148H231ZM259 149V148H258ZM261 149H263V148H261ZM20 150V149H19ZM55 150V154L54 153H52L53 151ZM82 150V149H81ZM80 150V151H81ZM87 150V149H86ZM94 150V149H93ZM93 150H91V152L93 151ZM134 150H136V148L134 149ZM138 150V149H137ZM142 150H140V152L142 153L143 151ZM24 151V150H23ZM28 151V150H27ZM26 151V152H27ZM30 151V150H29ZM33 151V150H32ZM35 151V150H34ZM79 151V150H78ZM95 151V150H94ZM227 151V150H226ZM89 152H90V150H89ZM124 152H126V151H124ZM128 152L126 153V154H128ZM40 153V154H41ZM65 153V154H64ZM79 153V152H78ZM95 153V152H94ZM123 153V152H122ZM140 153V154H141ZM172 153V152H171ZM229 153H230V151H229ZM229 153H227V155L229 154ZM29 154V153H28ZM37 154H38V152H37ZM36 154V155H37ZM69 154V153H68ZM81 154H82V151H81ZM81 154H80V156H81ZM91 154V153H90ZM143 154V153H142ZM262 154V153H261ZM264 154V153H263ZM20 155V154H19ZM79 155V154H78ZM83 155H84V152H83ZM94 155V154H93ZM94 155V156H95ZM121 155V154H120ZM138 155H139V152H138ZM137 155V156H138ZM245 156L244 157V159H241L242 158V156ZM21 156V155H20ZM25 156V155H24ZM31 156H35V155H31ZM133 156V155H132ZM141 156V155H140ZM248 156V155H247ZM261 156V155H260ZM13 157V156H12ZM14 157H15V155H14ZM28 157V156H27ZM38 157H40V156H38ZM70 157V156H69ZM84 157V156H83ZM123 157H125V154H124V156ZM134 157V156H133ZM133 157H132V159H133ZM156 157V156H155ZM226 157H228V156H225V158ZM251 157H250V159H251ZM16 158V157H15ZM14 158V159H15ZM19 158V157H18ZM18 158H16V161L14 162V163H16V162H18L17 161V159ZM32 158V157H31ZM68 158V157H67ZM72 158V157H71ZM70 158V159H71ZM74 158V157H73ZM79 158V157H78ZM77 158V155H76V158L75 159H78ZM127 158H129L128 156H127ZM130 158H131V155H130ZM138 158V160H139V157H137ZM200 158V157H199ZM34 159V158H33ZM63 159H66L65 157H63ZM91 159V158H90ZM89 159V160H90ZM94 159H95V157H94ZM163 159V158H162ZM227 159V158H226ZM261 159H262V157H261ZM25 160V159H24ZM36 160V159H35ZM80 160V159H79ZM96 160V161H97ZM197 160H200V159H197ZM264 160V159H263ZM34 161V160H33ZM66 161V160H65ZM64 161V162H65ZM68 161H69V158H68ZM67 161V162H68ZM85 161V160H84ZM88 161V160H87ZM94 161V160H93ZM128 161V160H127ZM131 161H133V160H131ZM159 161V160H158ZM225 161H227V160H225ZM248 161H249V159H248ZM250 161H252V159L250 160ZM254 161H255V159H254ZM257 161H259V160H257ZM21 162V161H20ZM19 162V163H20ZM24 162V161H23ZM31 162V161H30ZM63 162V161H62ZM74 162V161H73ZM77 162H79L78 160L77 161H75V163H77ZM82 161H80V164H83V163H81ZM91 162V161H90ZM123 162H125V161H122V163ZM142 162V161H141ZM144 162V161H143ZM178 162H180V161H178ZM188 162H189V160H188ZM191 162V161H190ZM197 163H198V161H196ZM230 162V161H229ZM228 162V163H229ZM247 162V161H246ZM260 162V161H259ZM22 163V162H21ZM32 163H34V162H31V164ZM66 163V162H65ZM88 163V162H87ZM92 163V162H91ZM91 163H89V165L91 164ZM137 163V162H136ZM185 163V162H184ZM200 163V162H199ZM225 164H224V167H225V165H226V162H224ZM232 163V164H233ZM252 163H253V161H252ZM251 163V164H252ZM18 164V163H17ZM62 164V163H61ZM79 164V167H77V165H76V167L77 168H80V166H82V165H80ZM85 164H86V162H85ZM119 164V165H118ZM131 166H132V164L131 163H129ZM223 164V163H222ZM231 164V165H232ZM249 164V163H248ZM247 163H246V166L244 165V167L242 166V167H240L241 168V170L243 171V173H240V176H241V174H243L244 175V177H245V185H244V187H245V190L247 189L248 190V198H247V202L249 203V210L251 211V213H254L253 214V216L251 217H248V218H250L249 220H250V224H252L251 226L253 227H251V233L249 234V235H247L246 234V237H247V239L249 240V241H254L253 239L254 238H256L257 240H258V242L256 243L255 242V244L258 246V248H261V250H262V247H264V227H263V224H264V222H263V217H264V214L261 216V212H260V209L261 208H263L264 207V182L262 183L261 181H259V179L258 178H260V177H262L261 175H263V172H264V170H263V168L262 167H255L256 169H255V171H253L254 172V174H252L251 173V170H250V168L252 167H250V168H248L247 167V165H248ZM255 164V163H254ZM23 167H25L24 165H23V163L21 164ZM35 165H37V164H35ZM93 165H94V163H93ZM93 165H92V167H93ZM128 165V164H127ZM139 165V164H138ZM179 165H180V163H179ZM197 165V164H196ZM230 165V164H229ZM228 165V166H229ZM233 165V166H234ZM256 165H258L257 163H256ZM27 166H28V164H27ZM26 166V167H27ZM85 166V165H84ZM136 166V165H135ZM133 167V170H134V168H136V167ZM185 166V165H184ZM233 166H229V168L230 167H232L233 169H235ZM261 166H262V164H261ZM22 167V168H23ZM29 167V166H28ZM34 167V166H33ZM88 167V166H87ZM90 167V166H89ZM123 167V166H122ZM121 167V168H122ZM158 167V166H157ZM221 167V166H220ZM31 168V167H30ZM36 168H38V167H36ZM76 168V169H77ZM131 168V167H130ZM159 168V167H158ZM198 168V167H197ZM200 168V167H199ZM231 168V169H232ZM240 168H239V170H240ZM29 169V168H28ZM86 169V168H85ZM84 169V170H85ZM120 169V168H119ZM122 169H124V167L122 168ZM125 169H126V167H125ZM231 169H227V170H231ZM94 170V168L92 169V171ZM96 170V169H95ZM178 170V169H177ZM180 170V169H179ZM203 170V169H202ZM220 170H221V168H220ZM252 170H253V168H252ZM25 172L26 171H30V169L29 170H24ZM36 171V170H35ZM39 171V170H38ZM88 173H90L89 172V169H87L86 170ZM91 171V170H90ZM126 171V170H125ZM125 171L123 172V173H125ZM129 171H131V170H129L128 169V172ZM138 171V168H136V172ZM146 171V170H145ZM198 171V170H197ZM201 171V170H200ZM228 171V172H229ZM233 171V170H232ZM232 171H231V173H232ZM236 171V170H235ZM235 171L233 172V174L231 175V174H229V175H231V176H229L228 175V173H227V175L229 176V178L227 179V181H226V179L223 181V185L226 183V184H228L229 186L228 187H231L230 189L232 190V189H234V190H236V185H237V182H236V175H237V177H238V173H235ZM241 171V172H242ZM18 172H19V170H18ZM24 172V173H25ZM85 172V171H84ZM122 172V171H121ZM127 172V171H126ZM128 172H127V174H128ZM179 172V171H178ZM185 172V171H184ZM224 172V171H223ZM239 172V171H238ZM36 173V172H35ZM156 173V172H155ZM220 173V172H219ZM226 173V172H225ZM19 174V173H18ZM85 174V173H84ZM83 174V175H84ZM94 174V173H93ZM126 174V173H125ZM129 174H130V172H129ZM129 174H128V177H129ZM131 174H132V172H131ZM137 174V173H136ZM82 175V176H83ZM86 175V174H85ZM85 175H84V177H85ZM133 175V174H132ZM150 175H151V173H150ZM220 175V174H219ZM221 175H222V172H221ZM220 175V176H221ZM224 175V174H223ZM226 175V176H227ZM243 175H242V177H243ZM252 175H254L253 176V178L254 177H256L255 179H258V181L257 180H254L255 182L257 181V182H259L258 184H255L254 182H253V179H252ZM82 176H80L81 178H82ZM88 176H90V174L88 175ZM92 176V175H91ZM134 176V175H133ZM139 176V175H138ZM138 176H136L137 178H138ZM159 176V175H158ZM27 177V178H26ZM95 177H92V178H95ZM127 177V176H126ZM135 177V176H134ZM140 177V176H139ZM87 178H89V177H87ZM87 178L85 179V180H87ZM132 178V177H131ZM239 178V177H238ZM139 179V178H138ZM137 179V180H138ZM89 180H90V178H89ZM127 180H129V179H127ZM223 180V179H222ZM222 180H220V184H221V181ZM240 180V179H239ZM238 180V181H239ZM242 180V181H243ZM261 180H262V178H261ZM56 181V182H55ZM88 181V180H87ZM91 181V180H90ZM89 181V182H90ZM96 181V182H95ZM136 181V180H135ZM139 181V180H138ZM148 181V180H147ZM183 181V180H182ZM241 181V182H242ZM264 181V180H263ZM84 182H86V181H84ZM91 183V184H93L92 186H95L94 185V183ZM256 182V183H257ZM81 183V182H80ZM132 183H133V181H132ZM144 183H146V182H144ZM58 184V183H57ZM64 184V183H63ZM86 184V183H85ZM89 183H87V185H88ZM127 184H128V182L125 184L126 185V191H125V194L123 195V200L122 201H120L119 203H121L122 202V205H125V204H128V205H130V206H132V204L133 203H135L136 202V200H138V197H137V193H139L140 191L138 190V188H139V186H127ZM135 184V183H134ZM179 184H181V183H179ZM62 185V184H61ZM65 185V184H64ZM151 185V184H150ZM257 185V186H256ZM42 186H44V187H42ZM81 186V185H80ZM159 186V185H158ZM239 186H240V184H239ZM86 186H84V188H85ZM88 187V186H87ZM86 187V188H87ZM90 187V186H89ZM154 187V186H153ZM179 187H180V185H179ZM219 187H221V185L219 186ZM224 187H227V185L226 186H224ZM237 187H238V185H237ZM241 187V186H240ZM125 188V187H124ZM22 189V188H21ZM122 189V190H121ZM140 189V188H139ZM177 189H179V188H177ZM220 189H222V187L220 188ZM219 189V190H220ZM226 189H229V188H226ZM238 189V188H237ZM50 190V191H51ZM83 190V189H82ZM180 190V189H179ZM185 190V189H184ZM225 190V189H224ZM25 191V190H24ZM53 191V190H52ZM51 191V192H52ZM85 191V190H84ZM91 191V190H90ZM178 191V190H177ZM226 191V192H225ZM224 192H225V195H226V193H228L229 191H227V190H225ZM240 191H242L241 189L239 190V192ZM74 192V191H73ZM86 192H87V190H86ZM183 192V191H182ZM181 192V193H182ZM185 192V191H184ZM189 192V191H188ZM224 192H222L221 191V193H224ZM243 192V191H242ZM247 192V191H246ZM17 193H19V192H17ZM84 192H82V194H83ZM90 193H92V192H89V194ZM174 193V192H173ZM177 193V192H176ZM179 193H180V191H179ZM232 193V192H231ZM231 193H228V194H231ZM234 193V192H233ZM235 193H236V191H235ZM234 193V194H235ZM27 194V193H26ZM74 194H75V192H74ZM73 194V196L75 197L73 200L75 201V202H73L74 204L77 202V199H78V195L79 194H77V191H76V194L77 195H74ZM80 194H81V192H80ZM88 194V195H89ZM94 194V193H93ZM150 194V193H149ZM154 194V193H153ZM237 194V193H236ZM49 195V194H48ZM57 195V196H58ZM88 195H86V199H88ZM139 195V194H138ZM175 195V194H174ZM186 195V194H185ZM189 195V194H188ZM187 195V196H188ZM224 195V194H223ZM224 195V196H225ZM30 195H28V197H29ZM90 196V195H89ZM176 196V195H175ZM177 196H178V194H177ZM183 196V195H182ZM187 196H185V197H187ZM230 196V195H229ZM232 196H234V195H232ZM236 196V195H235ZM244 196H245V192H244ZM27 197V196H26ZM54 197V196H53ZM63 197V198H64ZM82 197V196H81ZM85 196L83 195V198H84ZM150 197V196H149ZM170 197V196H169ZM179 197V196H178ZM221 197H223V196H220V198L219 199H221ZM227 197V196H226ZM231 197V196H230ZM238 197V196H237ZM50 198V197H49ZM60 198V197H59ZM59 198H57V199H59ZM174 198V197H173ZM191 198V197H190ZM225 198V197H224ZM232 198V197H231ZM235 198V197H234ZM242 198V197H241ZM244 198V197H243ZM27 199V198H26ZM30 199V198H29ZM56 199V200H57ZM65 199V198H64ZM63 199V200H64ZM70 199V198H69ZM71 199V200H72ZM92 199V200H93ZM122 199V198H121ZM175 199V198H174ZM223 199V198H222ZM226 199H228V198H226ZM233 199V198H232ZM238 199H239V197H238ZM259 199L261 200V202H260V208H257V206H256V203H257V201H259ZM55 200V199H54ZM66 200V199H65ZM70 200V201H71ZM80 200V199H79ZM84 200V199H83ZM176 200V199H175ZM179 200V199H178ZM181 200H182V198H181ZM180 200V201H181ZM237 200V199H236ZM27 201V200H26ZM25 201V202H26ZM30 201V200H29ZM28 201V202H29ZM59 201V200H58ZM81 201V200H80ZM85 201H87V200H85ZM171 201H172V198H171ZM184 201V200H183ZM186 201V200H185ZM185 201H184V203H185ZM222 201V200H221ZM224 201V200H223ZM228 201H230V200H228ZM233 201H234V199H233ZM241 201V200H240ZM239 201V202H240ZM243 201H246V200H243ZM31 202V201H30ZM61 202V201H60ZM79 202V201H78ZM93 202V201H92ZM138 202V201H137ZM175 202V201H174ZM174 202H172V207H173V205H175L174 204ZM219 202V201H218ZM238 202V201H237ZM56 203V202H55ZM71 203H72V201H71ZM80 203V202H79ZM79 203H76L77 205L79 204ZM81 203H84L83 201L81 202ZM88 203V202H87ZM89 203H90V201H89ZM142 203H143V201H142ZM182 203V202H181ZM190 203V202H189ZM221 203V202H220ZM219 203V204H220ZM228 203V202H227ZM230 203H232V201L230 202ZM244 203V202H243ZM57 204H59V203H57ZM76 204L74 205V206H68V205H62V206H64L62 209H64L63 211H66V213H67V217H69V219H73V221H74V224L77 226V227H84L82 224L84 223V222H82L83 220L82 219H80L79 217V219H76V216H75V213H76V211L78 210L77 209V207H76ZM85 204V203H84ZM92 204V203H91ZM139 204V203H138ZM180 204V203H179ZM192 204V203H191ZM190 204V205H191ZM223 204V203H222ZM236 203L235 202H233V204H230V209H229V212H230V210H231V212H235V210H236V206L237 205H235ZM242 204V203H241ZM258 204H259V202H258ZM52 205V206H51ZM83 205V204H82ZM86 205V204H85ZM120 205V204H119ZM118 205V206H119ZM176 205H177V203H176ZM188 205V204H187ZM244 205H246V204H244ZM248 205V204H247ZM55 206V205H54ZM81 205L79 204V207H80ZM184 206H186V205H184ZM182 207V208H186V207ZM224 206V205H223ZM222 205H221V208L223 207ZM243 206V205H242ZM241 206V207H242ZM129 207V206H128ZM128 207H126V208H128ZM171 207V208H172ZM189 207V206H188ZM191 207V206H190ZM226 205H225V209H226ZM59 208H61V207H59ZM81 208V207H80ZM79 208V209H80ZM119 208V207H118ZM117 208V210H120V209H118ZM122 208V207H121ZM125 208V207H124ZM123 208V209H124ZM125 208V209H126ZM132 208V207H131ZM178 208V207H177ZM228 208V207H227ZM244 208V207H243ZM247 208V207H246ZM125 209L123 210L124 212H125ZM142 209V211H143V208H141ZM176 209V208H175ZM181 209V208H180ZM218 207H217V211H218ZM242 209V208H241ZM240 209V210H241ZM247 209V210H248ZM59 210V209H58ZM117 210H115V211H117ZM228 210V209H227ZM243 210V209H242ZM241 210V211H242ZM246 210V209H245ZM244 210V211H245ZM248 210V211H249ZM56 211V212H55ZM62 211V212H63ZM122 211V212H123ZM130 211H131V209H130ZM181 211V210H180ZM185 211V210H184ZM184 211H182V212H184ZM239 211V210H238ZM59 212V211H58ZM80 212H82V211H80ZM121 212V211H120ZM123 212V213H124ZM132 212V211H131ZM135 212V211H134ZM216 212V211H215ZM220 212V210L218 211V213L217 214H220L219 213ZM225 212H227V211H225ZM264 212V211H263ZM180 213V212H179ZM184 213H186V212H184ZM240 213V212H239ZM243 211H242V215H243ZM251 213L249 212V214L251 215ZM63 214V213H62ZM62 214L60 215L61 217H62ZM77 214V213H76ZM79 214H81V213H79ZM117 213H115V215H116ZM119 214V213H118ZM131 214V213H130ZM141 214V213H140ZM178 214V213H177ZM181 214V213H180ZM187 214V213H186ZM190 214V213H189ZM235 214H236V212H235ZM234 214V215H235ZM246 214V212L244 213V215ZM179 215V214H178ZM221 215H222V213H221ZM223 215H224V213H223ZM232 215H233V213H232ZM231 215V216H232ZM233 215V216H234ZM240 215V214H239ZM239 215H237V217L239 216ZM117 216V215H116ZM122 221H124L123 219H125V218H127L128 216L127 215H124V214H122ZM174 216H175V214H174ZM211 216H212V214H211ZM214 216V215H213ZM225 216V215H224ZM229 217L228 218H230V214L228 215ZM232 216V218H234ZM241 216V215H240ZM67 217H65V218H67ZM130 217H132V216H130ZM130 217H128V218H130ZM178 217V216H177ZM176 217V218H177ZM189 217V216H188ZM210 217V216H209ZM216 217H218V216H215L214 217V219H218V218H216ZM236 217V216H235ZM247 217L245 216V218L247 219ZM63 218V217H62ZM118 218H120V217H118ZM138 219H140V217H137ZM175 218V217H174ZM185 218V217H184ZM213 218V217H212ZM226 218V217H225ZM240 218V217H239ZM243 218H244V216H243ZM68 219V218H67ZM116 219V218H115ZM132 219V218H131ZM178 219V218H177ZM192 219V218H191ZM235 219V218H234ZM245 219V220H246ZM179 220H180V218H179ZM179 220H177V221H179ZM184 220V219H183ZM209 220V219H208ZM211 220H213V219H211ZM216 220H214V221H216ZM228 220V219H227ZM238 220V219H237ZM240 220V219H239ZM248 220V219H247ZM49 221V222H48ZM62 221V220H61ZM66 221V220H65ZM72 221V222H73ZM114 221V220H113ZM128 221H130V220H128ZM132 221V220H131ZM139 221V220H138ZM177 221L175 222V223H177ZM185 221V220H184ZM189 221H190V219H189ZM219 221V222H218ZM217 221V223H219V226L218 227H216V228H218L217 230L215 229V227L213 226V224L210 226L209 225V236H207L210 240H208L205 236L207 235V233H205V238L208 240L207 242L209 243V241L212 243V245H211V247H212V249H211V251H210V249H209V252H210V254L209 255H212V258H214V259H211V258H209L210 260H213V261H215L216 262V264H235L234 263V260H233V258H235V256H237L238 254H239V251L238 252H236V253H238L237 255H235L232 259H231V257H230V251H231V246L233 245L234 246V244L232 243V241H234L235 239L233 238L234 236L232 235V233H234L236 230H237V227H236V229H235V231H234V227H232V226H227L228 224H226L225 223V221H226V219H225V221H224V219L223 218H221V216H219V220ZM233 221V220H232ZM235 221H236V219H235ZM241 221V220H240ZM39 222V221H38ZM69 222H70V220H69ZM116 222H118V221H116ZM170 222V221H169ZM180 222L181 221H179V225H181L180 224ZM206 222L208 223V221L206 220ZM62 224H63V222H61ZM124 223V222H123ZM193 223V222H192ZM192 223H191V225H192ZM215 223V222H214ZM230 223V222H229ZM233 223V222H232ZM235 224L236 223H239V221H237V222H234ZM246 223V222H245ZM248 223V222H247ZM117 224V223H116ZM119 224H121V223H119ZM126 224H130L129 222H126ZM132 224V223H131ZM133 224H134V221H133ZM137 224V223H136ZM182 224H183V222H182ZM210 224V223H209ZM216 224V223H215ZM241 224V223H240ZM239 224V225H240ZM45 225V226H46ZM68 224H66V226H67ZM112 225V224H111ZM135 225V224H134ZM186 225H188V224H186ZM205 225H206V223H205ZM237 225V224H236ZM38 226V225H37ZM44 226V227H45ZM56 226L55 227H53V228H56ZM91 226V227H92ZM122 226V225H121ZM120 226V227H121ZM165 226V225H164ZM175 226H178V225H175ZM185 226V225H184ZM196 226V225H195ZM207 226V225H206ZM68 227H69V225H68ZM67 227V228H68ZM74 227V226H73ZM90 227V228H91ZM118 227V226H117ZM163 227V226H162ZM188 227V226H187ZM186 227V228H187ZM247 227V226H246ZM47 228V227H46ZM60 228H62L61 226H59V231H61L60 230ZM67 228H65V229H67ZM85 228V227H84ZM113 228V227H112ZM122 228V227H121ZM175 228V227H174ZM173 228V229H174ZM178 228L180 229V227L178 226ZM203 228H204V226H203ZM244 228V227H243ZM242 228V229H243ZM249 228V227H248ZM43 229H45V228H43ZM48 229V228H47ZM50 229V228H49ZM64 229V228H63ZM68 229H70V227L68 228ZM67 229V230H68ZM119 229V228H118ZM117 229V230H118ZM187 229H189V228H187ZM186 229V230H187ZM192 228H190V230H191ZM205 229H207V228H205ZM205 229H203L204 231H206ZM250 229V228H249ZM52 230V228L50 229V231ZM58 230H57V232H58ZM113 230V229H112ZM182 230V229H181ZM193 230V229H192ZM192 230L189 232L190 234H194V233H192ZM196 230V229H195ZM248 230V229H247ZM48 231V230H47ZM49 231V232H50ZM79 231H81V230H79ZM85 231L87 232L88 230H86L85 229ZM99 231V230H98ZM110 231V230H109ZM127 231V230H126ZM178 231V230H177ZM183 231V230H182ZM234 231V232H233ZM241 231V230H240ZM244 231V230H243ZM243 231H241V232H243ZM45 232V231H44ZM56 232V231H55ZM65 232H66V230H65ZM69 232H70V230H69ZM97 232V231H96ZM96 232H94L93 231V235H94V233H96ZM108 232V231H107ZM114 232V231H113ZM116 232V231H115ZM119 232V231H118ZM173 232V231H172ZM185 232V231H184ZM187 232V231H186ZM208 232V231H207ZM61 234H62V239L64 240V249H63V251H62V254L59 256V257H52L50 260H52V262L54 261H57V262H59V260L61 259L62 261H60V262H62L63 264H84L82 261H81V259H80V256L77 254V252H76V249L74 248L75 246H74V244H73V242L71 241V238H70V236L69 235H67V234H70V233H63V232H60ZM80 233V232H79ZM104 233V234H103ZM112 233V232H111ZM121 233V232H120ZM182 233V232H181ZM196 233V232H195ZM240 233V232H239ZM245 233V232H244ZM246 233H247V231H246ZM82 233H80V235H81ZM88 235H89V233H87ZM86 234V235H87ZM91 234V233H90ZM97 234V233H96ZM95 234V235H96ZM188 234V233H187ZM186 234V235H187ZM198 234V233H197ZM237 234H238V232H237ZM241 234V233H240ZM52 236H53V234H51ZM57 235V234H56ZM87 235V236H88ZM94 235V236H95ZM117 235V234H116ZM165 235V234H164ZM174 235V234H173ZM183 235V237H184V234H182ZM235 235H236V233H235ZM239 235V234H238ZM241 235H245V234H241ZM77 236V235H76ZM106 236H107V233H106ZM108 236H110V235H108ZM107 236V237H108ZM112 236V235H111ZM111 236H110V240H111ZM119 236V235H118ZM134 236V235H133ZM176 236H178L177 234H176ZM176 236H174V237H176ZM233 236V237H232ZM237 236V235H236ZM243 236H242V238H241V236L239 235V239L241 240V239H243L244 240V238H243ZM54 237V236H53ZM59 237V236H58ZM57 237V238H58ZM74 237V236H73ZM84 237H85V235H84ZM115 237V236H114ZM114 237H113V239H114ZM163 237V236H162ZM191 237V236H190ZM197 237V236H196ZM245 237V236H244ZM50 238V237H49ZM87 238H89V236L87 237ZM101 238V239H102ZM173 238V237H172ZM193 238V237H192ZM80 239V238H79ZM91 239H92V237H91ZM98 239V238H97ZM96 239V240H97ZM100 239V238H99ZM105 239V238H104ZM176 239H177V237H176ZM178 239H179V241H180V239H181V237L179 238L178 237ZM186 239V238H185ZM188 239H189V236H188ZM197 239V238H196ZM195 239V240H196ZM200 239V238H199ZM233 239V240H232ZM89 240H90V238H89ZM94 240V239H93ZM95 240V241H96ZM133 240H134V237H133ZM205 240V239H204ZM57 241H58V239H57ZM79 241V240H78ZM83 241V240H82ZM101 241V240H100ZM103 241V240H102ZM105 241V240H104ZM120 241V240H119ZM178 241V242H179ZM189 241H190V239H189ZM196 241H199L198 239L196 240ZM206 241V240H205ZM246 241V239L244 240V242ZM76 242V241H75ZM81 242V241H80ZM84 242V241H83ZM87 242H90V241H88L87 240ZM108 242V241H107ZM113 242V241H112ZM115 242V241H114ZM130 242V241H129ZM173 242H177V241H173ZM184 242V241H183ZM187 242V240L185 241V243ZM235 242V241H234ZM242 242V241H241ZM243 242V243H244ZM59 243V242H58ZM93 243V242H92ZM91 243V244H92ZM102 243V242H101ZM182 243V242H181ZM191 243H193V241L191 242ZM190 242H189V244H191ZM247 243H249V242H247ZM94 244H96V243H94ZM99 244V243H98ZM104 244V243H103ZM112 244V243H111ZM130 244V243H129ZM197 244V243H196ZM232 244V245H231ZM236 244V243H235ZM41 245H42V243H41ZM40 245V246H41ZM177 245V244H176ZM179 245V244H178ZM181 245V244H180ZM188 245V244H187ZM193 245V244H192ZM250 245V244H249ZM83 246V245H82ZM85 246V245H84ZM101 246V245H100ZM103 246H105V245H103ZM108 246V244L106 245V247ZM130 246V245H129ZM182 246V245H181ZM184 246V245H183ZM186 246V245H185ZM184 246V247H185ZM236 247H237V245H235ZM252 246V245H251ZM91 247V246H90ZM98 247V246H97ZM112 247H113V245H112ZM184 247H183V249H184ZM197 247H198V245H197ZM200 247V246H199ZM240 247V246H239ZM250 247V246H249ZM253 247H255L254 245H253ZM253 247H251L252 249H253ZM39 248V247H38ZM96 248V247H95ZM110 248V247H109ZM120 248V247H119ZM181 248V247H180ZM179 247L177 248V249H179V250H181ZM186 248V247H185ZM202 248V247H201ZM210 248V247H209ZM245 248V247H244ZM88 249V248H87ZM91 249V248H90ZM102 249V248H101ZM182 249V250H183ZM193 249V248H192ZM203 249H205V247L203 248ZM202 249V250H203ZM208 249V248H207ZM248 249V248H247ZM35 250H37V249H35ZM48 250V249H47ZM59 250H61V249H59ZM89 250V249H88ZM103 250V249H102ZM107 250V249H106ZM110 250V249H109ZM187 250H188V248H187ZM234 250H235V247H234ZM249 250V249H248ZM38 251V250H37ZM43 251V250H42ZM42 251H41V253H42ZM50 251V250H49ZM80 251H82V250H80ZM79 251V252H80ZM87 251V250H86ZM86 251H83L84 253L83 254H88V252H86ZM98 251V250H97ZM96 251V252H97ZM184 251V250H183ZM194 251V250H193ZM201 251V250H200ZM204 251V250H203ZM207 250H205V252H206ZM246 251V250H245ZM40 252V251H39ZM48 252V251H47ZM59 252V251H58ZM100 252V251H99ZM99 252H97V253H99ZM103 252V251H102ZM101 252V253H102ZM109 252V251H108ZM107 252V253H108ZM190 252H191V250H190ZM197 252H199V251H197ZM234 252V251H233ZM251 250H250V254H251ZM49 253V252H48ZM90 253H91V251H90ZM92 253H94V252H92ZM107 253H105V254H107ZM180 253V252H179ZM246 253H247V251H246ZM254 253H256V251L254 252ZM85 254V255H86ZM96 254V253H95ZM183 254V253H182ZM192 254H193V252H192ZM195 255H196V253H194ZM204 254V253H203ZM207 254V253H206ZM234 254V253H233ZM233 254H231V255H233ZM247 254H249V252L247 253ZM250 254L248 255V256H250ZM261 254V253H260ZM263 254V253H262ZM37 255V254H36ZM41 255V254H40ZM40 255H37V256H35V259H34V262L36 263V264H43L42 263V259L44 258V257H46V254H42L41 256ZM91 254H89V256H90ZM93 255V254H92ZM116 255V254H115ZM179 255V254H178ZM188 255V254H187ZM194 255V256H195ZM198 255V254H197ZM56 256V255H55ZM84 256V255H83ZM96 256V255H95ZM102 256V255H101ZM107 256H108V254H107ZM176 256H177V253H176ZM182 256V255H181ZM180 256V257H181ZM184 256H185V254H184ZM200 256H201V254H200ZM239 256V255H238ZM252 256V255H251ZM250 256V257H251ZM91 257V256H90ZM96 257H98V254H97V256ZM110 257V256H109ZM156 257V256H155ZM183 257V256H182ZM191 257V256H190ZM199 257V256H198ZM261 257H262V255H261ZM81 258H82V256H81ZM84 258V257H83ZM111 258V257H110ZM186 258V260L187 259H189L188 261H190V260H192V258L190 259L189 257H185ZM239 258V257H238ZM248 258V257H247ZM92 259V258H91ZM94 259V258H93ZM100 259V258H99ZM108 259V258H107ZM153 259V258H152ZM175 259H177V258H175ZM196 259V258H195ZM252 259V258H251ZM90 260V259H89ZM96 260L97 259H94V261L96 262ZM110 260V259H109ZM112 260H114V259H112ZM116 260V259H115ZM182 260V259H181ZM185 260V261H186ZM196 260H198V259H196ZM236 260H238V259H236ZM264 260V259H263ZM83 261H84V259H83ZM101 261H102V259H101ZM104 261V260H103ZM177 261V260H176ZM179 261V260H178ZM194 261V260H193ZM208 259H207V255H206V257L203 255L202 257H201V259H200V261H199V263H197V264H208ZM56 262V263H57ZM86 262V261H85ZM90 262V261H89ZM93 262V261H92ZM91 262V263H92ZM114 262V261H113ZM113 262H111V263H113ZM181 262V264H182V261H180ZM191 262V261H190ZM189 262V263H190ZM55 263V264H56ZM97 263V262H96ZM101 263H103V262H101ZM177 263V262H176ZM186 263V262H185ZM188 263V262H187ZM188 263V264H189ZM194 263H195V261H194ZM193 263V264H194ZM237 263V262H236ZM253 263H255V262H253ZM58 264V263H57ZM88 264V263H87ZM97 264H100L99 262L97 263ZM105 264V263H104ZM178 264H180V263H178ZM191 264H192V262H191ZM210 264V263H209ZM215 264V263H214ZM238 264V263H237ZM249 264V263H248Z\"/></svg>",
  "mask_w": 264,
  "mask_h": 264
}]
</instances>
